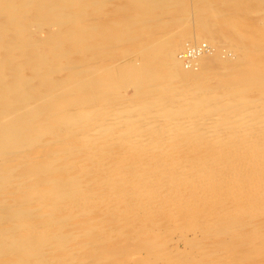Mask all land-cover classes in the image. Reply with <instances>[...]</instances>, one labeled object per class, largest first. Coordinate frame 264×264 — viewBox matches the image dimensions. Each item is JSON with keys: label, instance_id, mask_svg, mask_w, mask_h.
Wrapping results in <instances>:
<instances>
[{"label": "rangeland", "instance_id": "obj_1", "mask_svg": "<svg viewBox=\"0 0 264 264\" xmlns=\"http://www.w3.org/2000/svg\"><path fill=\"white\" fill-rule=\"evenodd\" d=\"M165 1H166V3H165L166 7L165 8L162 7L163 9L162 8L154 9L152 14L145 16L144 21H147V22H141L137 25H132V28H131V31L133 30L132 32L127 31V33H126L124 31L125 34L120 33V35H114L115 37L112 39L101 40V41H103L101 43V46H103V47L92 48L90 50H85L84 52L82 51V52L74 53L71 56V58L73 60L76 59L75 60L76 62L81 63V65H83L80 68L81 73L78 77V81H77L78 83L76 85L73 84L72 88L69 90L68 93H67V91L59 92L50 101H46V102L42 103V106L45 109H43V108H42V110L40 109L43 112L38 113V115L35 116V117H38V118H35V120H37V121L41 120L40 122L38 121L40 123V126L33 125L31 127V128H33V131L35 130V132H37V134H34V136L37 138L33 142L32 145H23L24 147L22 149H20V150L14 149L13 151H15V152L10 151L12 153L7 152V154L5 156H1V159H0V213H1L0 214L1 215L0 216V243H2L3 241L6 240V238H4L5 236H3V235L1 236L2 231L5 230L6 228H13V233H14L13 237H16L15 240L17 242V245H16V242L14 240L13 241H12V239L7 240L8 247L6 246L7 248L6 247L0 248V256L2 255L0 257V264H12V263H14V264H16V263L17 264L18 263L36 264L37 262H38L37 264H44V263L51 264L50 262H52V260H53L52 264H63V263L64 264H81V263L82 264H133V263L134 264H144L143 261H145V260H146L145 264H153L152 263L153 260H154L155 264L156 263L157 264H179V262H180V264H181V262H185L182 264H264V238H263L264 237V215H263L264 214V205H263L264 204V185L261 184V183H264L263 182L264 180L261 181L262 179H264L262 177V176H264V173H263L264 172V159H263L264 158V150L258 152L259 154L258 153L255 154L256 151H250V150L246 151V146H244L245 143H243V144L241 143V145L243 147L240 144L238 145V143H237V145H236L237 148H236V146L235 147L232 146V147H228V149H225L223 146H222L223 148L220 147L221 145H225L224 142H215L209 138H206L205 136H199V135L197 136V134H195L194 136H189V135L187 136V134L184 133V130L185 129L187 130V128H185L184 125L182 126L181 120L186 119V118L189 119L190 117H192V118H190L191 120L192 119L198 120V119L203 118V117L205 118V114L207 115L208 113H210L209 115L213 114L214 116H212V117L217 119L222 113L221 114L218 113L215 115V112H213L211 108H202L203 111H200L201 117L196 118V116H193V115H196L197 113L194 114V113L188 111V110H190L188 107H190V105H192V103L190 100H188V98H187L188 96H183V92H181L182 86H180L176 82H170L171 79H170V81L168 80L169 82L168 81L165 82V83H167V85L163 84L164 87L163 86H157V85H159V83L166 81L168 78L164 79V80L163 79L162 80L154 79L153 82L150 81L149 83L144 84L143 87L134 85V84H136L137 79L139 77L141 78V76H137V75H139V73H141L140 75H142L143 77L144 76L149 77L152 74H160L161 73V71L163 69V66H162L163 50L165 48H167L169 45H171L174 41L180 42L181 40H183L182 42H180L178 44L180 47L178 49L179 52L182 51L186 46L194 44V42H191V41H189V39L187 40L186 38L192 34H198V33L200 34V23H199L198 19L205 15V11H206V15L209 14L211 16V23L213 24L212 30L221 36V39L218 38L220 44L219 43H218L219 45L216 44L218 47L216 46V48H215V51L217 52L216 54L218 55V57L217 58L214 57L217 55H214V56L211 55V56H208V58L206 60L215 58L217 60L216 66H221V65H225L227 60L230 58L234 59L236 57L235 59H238V58L240 59V54H241V55H244L246 57L247 66H249L250 68L255 67L259 76L264 78V4H261V3L256 2V1L252 2V3H246L245 4L244 2H246L247 0H165ZM126 2H127V0H103L102 3H104L103 4L104 6H102V8H101V6H98L96 8L94 7V8H91L89 10L90 16H93L92 14H94V16H96L98 18L100 17L99 19H97L95 17V20H92V21H96V22L98 21V23H99V22L105 21L106 19L107 20L108 19L125 20V19L130 18V17H128L129 15L132 17L133 15H135V13L138 14L139 10H136V9H132V8L120 9V10L118 9V7H122V5H124ZM168 6H170V7H168ZM93 10H95V11H93ZM163 14H165V15H163ZM184 14L187 16V18L189 20L186 18V16H184ZM159 15H161V16H159ZM90 16H88V17H90ZM105 16H107V17H105ZM135 16H137V15H135ZM141 17H144V16H141ZM151 18H153V19H151ZM88 19H90V18H88ZM142 25L145 27L142 28L143 27ZM146 25L149 27L147 28ZM141 29L143 30L142 32H141ZM140 33L143 35H141ZM126 34H128L129 36ZM231 41L234 42L235 44L230 43ZM144 42H146V43H144ZM201 42H202V40L198 43H201ZM152 43L155 45V47H153L154 45ZM208 44L209 43H207V46L210 47ZM205 45H206V43L204 42V46ZM236 45H238V46L244 45V48L246 49L247 53L242 54L240 52L234 51ZM149 52H152V53L149 54ZM248 53H250V54H248ZM142 54H143V56H142ZM177 55H178V52H177ZM218 58H219V60H218ZM131 64H133V66L135 68ZM124 65L126 66V68H123V67H125ZM129 65H131V68L129 67ZM202 68H203L202 63H199L197 66L194 67V69H192V71L193 72H201V70H203ZM144 70L146 72H149V75ZM185 70L187 72H192L191 70H187V69H185ZM132 71L133 72L136 71V72H134L135 74H133ZM128 73L131 75V77ZM66 75H67V71H62L61 73H59L60 77H64ZM132 76H133V78H132ZM122 77H123V80L122 79L120 80V78H122ZM129 78H130V81H129ZM131 78H132V80H131ZM81 79H83V81H81ZM133 79H134V82H133ZM109 80H110V82H113V83H110ZM125 80H126V83L124 84ZM106 81H107V83H106ZM115 81H116V83H115ZM120 81L121 82L124 81V82L121 84ZM131 81L133 82L132 87L130 84ZM90 82H91V84H90ZM80 83L82 85L81 88L79 87ZM85 83H86V85H85ZM97 83H98V85H96ZM87 85H89V86H87ZM93 86H95L97 89H98V87L99 88L102 87V88L98 89V91H97V89ZM85 87H87L88 89ZM104 87L106 88V92H105ZM139 87H141V88H139ZM173 87H175V88H173ZM73 88H74V90H73ZM133 88H135V89H133ZM146 88H147V90H146ZM169 88H170V90L168 91ZM107 89L109 90V93H108ZM148 89H150V90L152 89L151 90L152 94L150 93V90H148ZM82 90H84L85 92H83ZM141 91L142 92L144 91V92L140 93ZM79 92H81V93H79ZM173 92H175V93H173ZM99 93H100V95H99ZM116 93H118V96ZM73 94H75V95H73ZM160 94H161V96H160ZM128 95H130L131 97H129ZM148 95H150V96H148ZM56 97H57V100H56ZM78 97H80V98H78ZM100 97H102V98H100ZM163 97H165V98H163ZM74 98H76V99H74ZM117 98H118V100H117ZM126 98H129V100L128 99L126 100ZM184 99H186V100H184ZM53 100L54 101L56 100L57 102L56 101L53 102ZM142 100H144V101H142ZM158 100H162V101H158ZM74 101L77 102L76 106L74 104L75 103ZM165 101H167V102H165ZM69 102H72V103L74 102V103L69 104ZM85 102H86V104H84ZM135 102H137V103H135ZM87 103H89V104H87ZM116 103L117 104L120 103V104L117 105ZM141 103H142V105L148 104V108H146V111L141 112V109L139 108V107H141L140 106ZM165 103H166V105H165ZM45 104H47V105H45ZM57 104L60 105L59 108L57 107L58 106ZM64 104H66V105H64ZM101 105L103 107H101ZM112 105L114 106V108H112L113 107ZM182 105H183L184 109H186V110L183 113H181L180 115L176 114L177 109L179 110L180 108H182ZM82 106H83V108L84 107L85 108L81 109ZM91 106H94V107H91ZM121 106L122 107L126 106V107L122 108ZM137 106H139V107H137ZM168 106H169V108H168ZM176 106H177V108H176ZM72 107H73V110H70V109H72ZM150 107L151 108L153 107V109L151 110ZM165 107H166V109H165ZM172 107H173V109H172ZM87 108H88V110H86ZM134 108H137V109H134ZM170 108L172 110H170ZM174 108H176V109H174ZM61 109H62V111L63 110L66 111L67 109H69L70 112L68 113L69 110H67L66 112H62ZM74 109H76V110H74ZM97 109H99V110L101 109L100 112H102L103 114L99 113ZM102 109H105V110H102ZM132 109L134 111H132ZM54 110H56L55 113H54ZM137 110L139 112H141L138 115L135 114V113H138ZM153 110L155 112H153ZM59 111L62 112L61 113L62 115L59 114L60 113ZM83 111H85L86 113H89V112L91 113L93 111L92 113H96V115L98 117L101 116V118L97 117L98 121H95L96 120L95 119L96 116H95L94 119H92V121H95V122L90 123V124H92L91 125L92 127L90 126V128H89V126L88 127L86 126L87 127L86 128L83 124H80L81 127L80 126L78 127V125H73L72 122H74L77 118L79 119L80 117H82L81 119H79V122H80V120L81 121L85 120L83 114L80 116L81 112H83ZM95 111H97V112H95ZM110 111H113V112H110ZM104 112H105L104 118H106V119L103 118ZM128 112L129 113L132 112V113L129 114ZM49 115L51 117L53 115L54 117L51 118ZM69 115L72 119L69 118ZM121 115L124 116V118H122ZM134 115H137V116L135 117ZM141 115H143V116H141ZM177 115L179 117H177ZM200 115H198V116H200ZM39 116H41V117H39ZM44 116H46L47 118ZM113 117L115 118V120ZM120 117L122 119H120ZM141 117H144L142 119L146 120V121H143L141 119ZM179 118H180V120H178ZM181 118H183V119H181ZM61 119H64V120L62 121ZM100 119H102V120H100ZM109 119H112V120L110 121ZM138 119H139V121H138ZM167 119H169L170 122H172V124H170V126L176 128V129L181 128V130L179 129V131H178L179 136H176V138L174 140H172L170 138V136H168V137L166 136V137H164V139H162L159 137L158 134L151 133L153 131V129H150V128H152L154 124H157V125L160 124L159 126H162L164 124V120H165V122H169V120H167ZM203 119L200 120L201 125L203 123ZM51 120H53V121L51 122ZM70 120L72 122H69ZM119 120H120V122H118ZM236 120H238L237 123L240 122L239 121L240 118L236 117ZM43 121H44V123H43ZM64 121L66 124V125L65 124L64 125L67 127L70 126V128H71V129L70 128L67 129V127H66V129H67L66 132H65V127L62 125L64 123ZM76 121H78V120H76ZM135 121L139 122V124L135 123ZM153 121L155 123H153ZM49 122L51 124H49ZM53 122L56 125H53ZM60 122H61V124H60ZM98 123H100L102 125H99ZM107 123H109V125H107ZM111 123L116 125V127H114L113 124L111 126ZM129 123H131V124H129ZM41 124H43V125H41ZM93 124H94V126H93ZM128 124L130 127H128ZM200 124L196 125L191 131L194 130V132L195 131L197 132V130H195V129L201 127ZM258 124L264 126V122L258 123ZM121 125L124 128H122V127L120 128ZM57 126H58V128H59V126H61V127L58 129ZM185 126H187V124H185ZM104 127H108L107 133L109 132V134L104 132V133H106V135L104 138H102L104 135V133H102ZM110 127H112V128H110ZM113 127L115 129H118V127H119L120 129L117 131V130L113 129ZM137 127L138 128L142 127V128H139V130H138ZM43 128H45V129H43ZM50 128H52V129H50ZM91 128L94 130V134H93V132H90V131H92ZM128 128H129V130H128ZM83 129H84V131L86 130L85 133H87V129H90V131L88 130L89 132L87 133L88 136H86L84 131H82ZM109 129H112L111 131L115 130V133H114V131L113 132L109 131ZM70 130L71 131L73 130L72 133ZM60 131H62V132L60 133ZM35 132H33V133H35ZM68 132H70L69 134H72V136L69 135ZM127 132L128 133L130 132V137H128ZM147 132L150 133L149 134L150 137H152L153 139H156L155 141H163V146L160 148H157L159 151L156 148H153V146H152V145H154L155 142L150 143L149 142L150 140H148V141L144 140V138L146 137L145 135L148 134ZM53 133H55V134H53ZM75 133H76V135H74ZM78 133L79 134L81 133V135H79V137L77 135ZM89 133H90V135H91V133L93 135L89 136ZM95 134L98 136H96ZM110 134H113V137H110V136H112ZM137 134H141L140 137ZM117 135H119V136H117ZM75 136H77L78 138ZM115 136H116V139L114 138ZM131 136L134 139L131 138ZM154 136H155V138H154ZM68 137H70V138L72 137L71 140ZM91 137H93V139ZM186 137L188 138V140ZM203 137H204V139H203ZM97 138H99L98 139L99 141L97 140L99 143H96ZM109 138H112V140H110ZM121 138H123V139H121ZM198 138H200V139H198ZM58 139L59 140L65 139V142H64V140L59 141ZM89 140H91V141L88 142ZM129 140H130V143H129ZM137 140H139V141H137ZM41 141H43V142H41ZM136 141L139 142L141 145H139ZM209 141H211V142H209ZM91 142L96 143V145L92 144ZM121 142H123V143H121ZM168 142H169V144H168ZM72 143H73V146L75 145L74 147L72 146ZM74 143H76V144H74ZM113 143H114V145H113ZM135 143H137V144H135ZM146 143L147 144L149 143L147 147L145 146ZM47 144H48V146H47ZM54 144H56V145H54ZM85 144H86V146H85ZM109 144H111V145H109ZM128 144H130V145L128 146ZM174 144H176V145H174ZM207 144H209V145H207ZM206 145H207V147H206ZM190 146H192V147H190ZM90 147H92V148H90ZM110 147H111V149H110ZM121 147H123V149ZM128 147L130 150L128 149ZM142 147H143V150L145 149L144 151L141 150ZM163 147H164V149H162ZM200 147H203V148L201 149ZM26 148H27V150H26ZM88 148H90L89 149L90 152L88 151ZM149 148H151V149H149ZM221 148H222V150H221ZM231 148H232V150H231ZM234 148H236L238 150H236V149L234 150ZM95 149L98 150L99 152H97V151L95 152ZM101 149H103V150H101ZM160 149H161V151H160ZM198 149L200 152H198ZM21 150H24V151H21ZM72 150H74V151H72ZM92 150H93V153L91 152ZM186 150H188V151H186ZM17 151H19V153ZM35 151H37V154L35 153ZM38 151H39V153H38ZM104 151H105V154L103 153ZM108 151L110 152V154ZM139 151H142V152H139ZM150 151L152 152V154ZM213 151H214V153H213ZM223 151H224V155H223ZM31 152L34 154H31ZM79 152H82V153L80 154ZM88 152H89V154H88ZM129 152H130V155H129ZM136 152H138V153H136ZM165 152H166V156H164ZM244 152H245V154H244ZM114 153H116V154L114 155ZM143 153H144V155H143ZM178 153H180L181 155H179ZM239 153H241V154H239ZM247 153L249 156L247 155ZM253 153L255 154L254 156H253ZM29 154H31V155L29 156ZM58 154H60V155H58ZM79 154H80V156L78 157L77 155H79ZM126 154L129 156H127ZM131 154H132V156H131ZM188 154H189V156H188ZM48 155H49V157H48ZM72 155H74L75 157ZM91 155H94V156H91ZM95 155H97V156H95ZM145 155H147V156H145ZM152 155H154L153 156L154 159L151 157ZM160 155H161V158H160ZM38 156H39V158L36 159V157H38ZM82 156H84V157H82ZM110 156H112V158ZM124 156H126V157H124ZM207 156H208V158H207ZM217 156L219 157V159L221 157V159H220L222 162L221 165L223 166L221 169L225 170L227 168L226 171L223 172L224 174L218 172L219 171L218 169H220V168L216 169L215 166L214 167L208 166L205 162V159H210L212 157H217ZM66 157H68V158L65 159ZM91 157L92 158L94 157V160H92ZM107 157H109L110 159ZM196 157H198V158H196ZM243 157L246 160L243 159ZM248 157H249V159H248ZM18 158H20V159H18ZM22 158H24V159H22ZM61 158H63V159H61ZM135 158H136V160H135ZM155 158H156V160H155ZM168 158H169V160H168ZM170 158H172L173 160L171 161ZM185 158H187L189 161ZM239 158H240V160H239ZM13 159H15L16 161L15 160L13 161ZM79 159H81V160H79ZM87 159H89V161ZM179 159H180V161H179ZM229 159L230 160L232 159V160L230 161ZM46 160H48V161H46ZM53 160H56V161L54 162ZM58 160L61 162L59 163ZM65 160L69 161V162H64ZM70 160H72V161L70 162ZM127 160H129V161H127ZM158 160H160V162ZM184 160H186V161H184ZM251 160L253 161V163ZM161 161H163V162L161 163ZM83 162H85V164ZM176 162H177L178 166H177ZM201 162H203V164L198 165ZM242 162H243V164H242ZM29 163H30V165H29ZM53 163H55V164H53ZM100 163H103V165H101ZM119 163L123 166H120ZM163 163H164V165H163ZM169 163H170V165H169ZM173 163H175L174 168L178 167L179 169L178 168L174 169L173 165H171ZM179 163H180V165H179ZM188 163L189 164L191 163V164L188 165ZM228 163H229V165H228ZM233 163H234V165H233ZM68 164L69 165L72 164L75 167L73 166L74 167L73 168L72 165L69 166ZM76 164H77V166H76ZM99 164H100V166H98ZM140 164H142V165H140ZM160 164H161V166H160ZM184 164L188 165V167L189 166L192 167L193 173L189 171V173L184 175V173L181 171L184 168V167H182ZM17 165H20L19 166L20 169H17V167H18ZM91 165L93 166L92 170L90 169ZM224 165H225V167H224ZM251 165H252V167H251ZM61 166H62V168H61ZM118 166H120V167H118ZM166 166H168V168ZM2 167H3V169H2ZM128 167H129V169H128ZM141 167H142V169H141ZM245 167H246V169H245ZM248 167H250V168H248ZM82 168L84 170L81 171ZM96 168H98V169L96 170ZM195 168H197V170H195ZM206 168H208V169L206 170ZM257 168H258V170H257ZM60 169L62 171H60ZM70 169L71 170L73 169L72 170L73 172H71ZM93 169H95V170L93 171ZM104 169H107V170H104ZM160 169L163 171H161ZM165 169H167L166 173H165ZM213 169H215V170H213ZM250 169H252V170H250ZM1 170H3V171H1ZM74 170H76V171H74ZM78 170H79V172H77ZM85 170H87V172ZM90 170H91V172H90ZM98 170H99L100 176L98 175L99 174ZM119 170H122V171L119 172ZM126 170H128V171L126 172ZM228 170H229V173H228ZM237 170H239V171H237ZM247 170H249V171L247 172ZM253 170L255 172H253ZM12 171L14 173H12ZM25 171H27V172H25ZM67 171H68V174H67ZM240 171H241V173H240ZM258 171L260 172V174L262 173L261 176H260V174H258L259 173ZM28 172H29V174H28ZM53 172H55V173H53ZM80 172L81 173L83 172L82 173L83 175L81 174V176H80L79 175ZM84 172H86V174ZM95 172H97L98 174ZM141 172H142V174H141ZM144 172H146V176H148V177L145 176ZM234 172H235V174H234ZM251 172H252V174H251ZM21 173H22V175H21ZM30 173L33 176H31ZM44 173H46V174H44ZM94 173L97 174L98 177ZM136 173H137V175H136ZM147 173H149V174H147ZM177 173L178 174L181 173V174L178 176ZM190 173H192L191 175H193V176H191ZM248 173H250V174L248 175ZM84 174H85L86 178L84 177ZM91 174H94V176ZM104 174L108 177H106ZM111 174H112V176H109ZM154 174L156 175V177H154L155 176ZM201 174H202V176H201ZM225 174H226V176H225ZM227 174H229V175H227ZM232 174H233V176H232ZM255 174L259 178L258 183L260 182L259 183L260 186H256V187H254L252 185L250 186L251 182H249L252 180L251 179L252 177H253V179L255 178L254 180H256ZM76 175L80 176V177L79 176L77 177L79 180H77V178L75 177ZM166 175H168V176H166ZM214 175L219 176V179L217 180L218 177L216 176L217 177L216 178V177H214ZM241 175H242V177L240 178ZM246 175H248V176L246 177ZM72 176H74V178ZM87 176H89V177H87ZM139 176H140V178H139ZM171 176H172V178L170 179ZM175 176H176V178L174 179ZM188 176H189V178H188ZM237 176H238V179H237ZM71 177H72V180H71ZM96 177H97V180H95ZM99 177H101V179H99ZM210 177L212 180L210 179ZM248 177H250V178H248ZM54 178L57 179V181L54 180ZM83 178H84V180H83ZM107 178H108V180H107ZM193 178H195V179H193ZM228 178L231 180H229ZM232 178H234V179H232ZM98 179H99V181L100 180H103V181H101L99 183ZM126 179H128L127 182H125ZM132 179H134L135 181ZM189 179H191V180L189 181ZM201 179H202V182H200ZM206 179H209L208 182H206L207 181ZM215 179L217 180L219 187H217L218 184H217V182H215L216 181ZM224 179H226V180H224ZM76 180L77 181L82 180L80 182L81 185L80 184L77 185L78 182H74L75 185H77L78 187L73 188L72 186L74 185V183L72 181H76ZM166 180L170 181V182L168 183ZM183 180H184V182H183ZM195 180H196V182H195ZM223 180L225 182H223ZM107 181H109V182H107ZM121 181H124V182L122 183ZM160 181H161V184H160ZM162 181L164 183H162ZM173 181H174V183H173ZM43 182L44 183L47 182L48 185L44 184ZM90 182H91V185L90 184L88 185V183H90ZM120 182H121V184H119ZM133 182L134 183L136 182L135 184L136 185L138 184V185L137 186L135 184L132 185ZM143 182L145 183V185ZM148 182H149V184H147ZM226 182H227V184H226ZM230 182L232 184H230ZM241 182H242V184H241ZM248 182H249V185H248ZM22 183H24V185H21ZM26 183H29V184L26 185ZM63 183H67V185L65 184L63 186ZM70 183L72 184V186ZM154 183H155V185H154ZM194 183H195V185H194ZM203 183H204V188H203ZM207 183L210 185H208ZM243 183H244V185H243ZM17 184H19V185H17ZM68 184H70V185H68ZM94 184H95V186H94ZM101 184H104V187H102ZM107 184L109 185V187L106 186ZM110 184H112L114 186H110ZM117 184L120 185L119 189H118ZM123 184H124V186H123ZM169 184H170V186H169ZM213 184H214V186H212ZM29 185H31V186L29 187ZM86 185L88 187H86ZM100 185H101V187H99ZM126 185H128V186H126ZM181 185H182V187H181ZM207 185H208V187H207ZM215 185H216V187H215ZM116 186H117V188H116ZM144 186H145V188L147 186L146 191L144 189ZM195 186H197V187L194 189ZM227 186H229L230 189ZM244 186L246 189H244ZM249 186H250V188H249ZM261 186L263 187V189ZM19 187H22V188L19 189ZM94 187H96V188H94ZM121 187H123L125 189L123 190V188L121 189ZM175 187L178 190H176ZM252 187H253V189H252ZM6 188H8V189H6ZM78 188L81 191L84 189L85 192L82 191L83 193H80ZM101 188H102V190H101ZM113 188L117 193L115 191L113 192ZM131 188L133 190L135 189L134 192ZM192 188H193V190H192ZM208 188H209V190H208ZM213 188H215V189H213ZM255 188H259V189H257L258 194H257V190ZM68 189H70V193H69ZM129 189H131V190L129 191ZM155 189H157V191H155ZM179 189H180V191H179ZM218 189H220V190H218ZM222 189H223V191H221ZM32 190H34V192ZM43 190L45 192H43ZM46 190H47V192H46ZM71 190L72 191L74 190V191L72 192ZM76 190H77V192H75ZM126 190H128V192H126ZM202 190H203V192H202ZM232 190L235 193H233ZM16 191H18V192L16 193ZM59 191L60 192L62 191L64 194L63 193L59 194L60 193ZM64 191H68V193L64 192ZM95 191L96 192L99 191V192L96 193ZM122 191H123V193L121 194ZM143 191H145L147 193L143 194L144 193ZM160 191H161V193H160ZM218 191L220 192L221 195L219 194ZM249 191L251 192L252 195L249 194L250 193ZM87 192H92V193L87 194ZM129 192H130V195H128ZM228 192H229V194H228ZM5 193H7V194H5ZM8 193H9V195H8ZM40 193H42V194H40ZM56 193H58V194H56ZM108 193L110 194L109 196H108ZM167 193H169V194H167ZM197 193L198 194L200 193V195H197ZM216 193L219 194L220 196L216 195ZM71 194H73V197H71L72 196ZM131 194H133L132 195L133 198L131 197ZM137 194H139V196ZM140 194H141V196H140ZM149 194H152V195H149ZM245 194L249 197H247ZM63 195L65 196V198H63L64 197ZM88 195H90V197ZM93 195H95V196L93 197ZM207 195L208 196L210 195V196L208 197ZM257 195H259V196L257 197ZM51 196H53V197H51ZM66 196L68 198H66ZM75 196H77L78 199L75 198ZM100 196H102V199ZM120 196H122V198H120ZM142 196H144V197H142ZM172 196L173 197L175 196V197L173 198ZM187 196H189V197H187ZM59 197L63 198V199H60L61 203H60V201H58ZM70 197L72 199H70ZM81 197H82V199H81ZM210 197H212V198H210ZM11 198H12V200H11ZM39 198H42V199H39ZM142 198L144 201L142 200ZM204 198H205V201H203ZM214 198H218V199L216 200ZM227 198H228V202H225V200L227 201ZM232 198L234 199L235 204L233 203L234 201ZM252 198H254V199H252ZM5 199L10 201V202L6 201L7 204H5L6 203ZM54 199H56V200H54ZM67 199H69V200H67ZM84 199H85V201H84ZM177 199L178 200L181 199V200L178 201ZM194 199H195V201H194ZM200 199H202V200H200ZM238 199H239V201H240V199H242V200L239 202V201H237ZM35 200H37L39 202H37ZM62 200H64V201H62ZM70 200H72V201H70ZM74 200L76 203L73 202ZM187 200H188V202H187ZM208 200H209V202H208ZM50 201H53V203H51ZM65 201H67L66 204H65ZM218 201H220L221 203ZM15 202H16V204H14ZM54 202H56L58 205ZM142 202H143V204H142ZM147 202H149L151 209L149 208V204ZM73 203H75V204L73 205ZM135 203H137V204H135ZM193 203L195 206L193 205ZM201 203H202V205H201ZM11 204H12V207H11ZM13 204H14V206H13ZM59 204H60V206H59ZM138 204H140V205H138ZM146 204H148V205H146ZM186 204L187 205L189 204V205L187 206ZM198 204H200V205H198ZM252 204H254V205H252ZM64 205H65V207H64ZM66 205H68V206H66ZM80 205H82L84 208H82V206H80ZM84 205H89V206L85 207ZM178 205H179V207H178ZM192 205H193V209H192ZM228 205L229 206L232 205V206L229 207ZM45 206H47V207H45ZM49 206H50V208H48ZM135 206H136V208H135ZM138 206H139V208H138ZM238 206L239 207L243 206V207L239 208ZM244 206H246V207L244 208ZM259 206L261 207V209L259 208ZM235 207H237V208L235 209ZM54 208L56 209V211ZM81 208H82V210H81ZM89 208H91V209H89ZM203 208H205V209H203ZM223 208H225L226 210ZM62 209H63V211H62ZM237 209H238V211H237ZM262 209H263V211H262ZM26 210H28V211H26ZM197 210H199V211L196 213ZM239 210L242 211V213ZM243 210L245 212H243ZM257 210H259V212L262 214L257 212ZM11 211L24 212L25 214L22 215L23 218L17 217L20 219L15 221L14 217L11 214ZM85 211H87V212L84 213ZM88 211H90V212H88ZM235 211H237V212H235ZM67 212H69V213H67ZM209 212H211L212 214L214 213L213 216L214 215H216V216L213 217L212 214ZM228 212H230V213H228ZM233 212H235V213H233ZM236 213H237V215H236ZM243 213H244V215H243ZM50 214H51V216H50ZM85 214H88V215H85ZM230 214L232 216H229ZM238 214H239V216H238ZM226 215H228V216L225 217ZM70 216H72V217H70ZM208 216H210L211 218L210 217L208 218ZM220 216H222V217H220ZM246 216H248V217H246ZM102 217H104V218H102ZM255 217L257 218L256 220H255ZM9 218H11V219H9ZM212 218H214V220ZM3 219H6V222H4L5 220L3 221ZM29 219H31V220H29ZM217 219H219V220H217ZM223 219H225V220H223ZM229 219L231 221H229ZM236 219H238V220L236 221ZM8 220H9V223H7ZM13 220H14V222H13ZM59 220H60V222H59ZM126 220H128V221H126ZM51 221H53V223ZM54 221H57V222H54ZM123 221H125V223ZM235 221L239 225L235 224ZM238 221L239 222L243 221V222H240L241 223L240 224V223H238ZM246 221H248V222H246ZM196 222H198V223H196ZM220 222H222V224ZM4 223H6V224H4ZM58 223H60V224H58ZM87 224H89V225H87ZM199 224L200 225L203 224V225H201L202 227L201 226L199 227ZM4 225H5V229H4ZM208 225L210 226L209 228H206V227L204 228V226L208 227ZM137 226L139 227V229H137L138 228ZM236 226H239V227H236ZM156 227H158L157 231H156ZM254 227H256V228H254ZM102 228H103V230H102ZM142 228H143V230H142ZM222 228H223V230H222ZM251 228H253L254 231ZM14 229H15V231L17 230L16 231L17 233L14 232ZM61 229H62V232L60 231ZM152 229L155 230L156 232L152 231ZM227 229H229V230H227ZM234 229H236V231ZM238 229L239 230L243 229V230H240L237 232ZM256 229H258V231ZM260 229H262V230H260ZM18 230H20V231L18 232ZM140 230H141V232H140ZM210 230H212V231L210 232ZM231 230H234V231L232 232ZM203 231H204V233H202ZM91 232H93V233L95 232V233L91 234ZM101 232H103V233H101ZM225 232L227 233V235H230V236L227 237V235H225L226 234ZM246 232H248V233L245 234ZM260 232H262V233H260ZM152 233H155L157 235H153ZM198 233H199V235H197ZM214 233H215V235H214ZM233 233L234 234L236 233V234L234 235ZM241 233L242 234L244 233V234L241 235ZM256 233H257V236L255 235ZM58 234L59 235L61 234V235L59 236ZM138 234H140V235L138 236ZM219 234H221V236ZM248 234H249V236H248ZM253 235L256 236L257 240L255 239V237H253ZM8 236H10V235H8ZM75 236H77V237H75ZM202 236H204V237H202ZM225 236L227 238H224ZM246 236L249 238H247ZM261 236H262V238H261ZM231 237H233V238L231 239ZM257 237H259V238H257ZM18 238H20V239L18 240ZM21 238H23V239H21ZM75 238L77 240H74ZM114 238H115V240H114ZM158 238H159V240L157 242H155L156 239H158ZM207 238H209V239H207ZM211 238H212V240H210ZM71 239H73V240H71ZM228 240H229V242H228ZM236 240H238V241H236ZM11 241L13 242L14 245L12 244V246L9 247V245H11ZM150 242L151 243L153 242V243L151 244ZM243 242L247 243V244H244ZM252 242H254V243H252ZM149 244L153 245V246L151 247ZM200 244H201V246L202 245L203 246L201 247ZM60 245H62V248L59 247ZM233 245L235 248L233 247ZM13 246L15 247L14 250H13V248H14ZM16 247H17V249H16ZM82 247H83V250H82ZM150 247H151V249H150ZM37 248H39V249H37ZM236 248H238V249H236ZM24 249H25L26 253L24 252ZM54 249H55V251H54ZM36 250H38V251H36ZM72 250H74V251H72ZM81 250L83 252H79ZM150 250L153 253H156L157 256L155 254H153ZM255 250H257V251H255ZM8 252H10V253H8ZM22 252H23V254H22ZM32 252L33 253L35 252V253L32 254ZM147 252H149V253H147ZM241 252H243V254ZM43 253H46V255L45 254L43 255ZM245 253H247L246 256H245ZM147 254H149L150 256L149 255L147 256ZM35 256L36 257L38 256V257L36 258ZM151 256L152 257L154 256V257L152 258ZM41 257L43 260L40 259ZM46 257H48V258L50 257V258L45 261ZM64 258H66V259L64 260ZM147 258H149V259H147ZM154 258L157 260V262ZM18 259H20V260H18ZM133 260H135V261H133ZM87 261H89V262H87ZM186 261H188V262L186 263ZM149 262H151V263H149Z\"/></svg>", "mask_w": 264, "mask_h": 264}, {"label": "bare ground", "instance_id": "obj_2", "mask_svg": "<svg viewBox=\"0 0 264 264\" xmlns=\"http://www.w3.org/2000/svg\"><path fill=\"white\" fill-rule=\"evenodd\" d=\"M259 2V3H261V4H264V0H247L246 2H244L245 4L246 3H252V2ZM103 2V0H0V159H1V156H5L6 154H7V152H9V153H12V152H10V151H13L14 149L15 150H17V149H22L24 146L23 145H32L33 144V142L36 140V138L37 137H35L34 136V134H37V132H35V130L33 131V128H31L33 125H38V126H40V121L38 122L37 120H35V118H38V117H35L36 115H38V113H41V112H43V111H41L42 110V108H43V106H42V103H44V102H46V101H50L51 99H53L56 95H57V93H59V92H65V91H67V93L69 92V90L72 88V85L74 84V85H76L78 82V77H79V75H80V73H81V71H80V68H81V66H83V65H81V63H78V62H76L75 60H73L72 58H71V56L74 54V53H77V52H84L85 50H90V49H92V48H97V47H103V46H101V43L103 42V41H101V40H106V39H112V38H114L115 36L114 35H120V33L121 34H125L124 33V31L127 33V31H131V28H132V25H137V24H139V23H141V22H147V21H144V18H145V16L146 15H150V14H152L153 13V11H154V9H156V8H162V7H166L165 6V3H166V1L165 0H127V2L124 4V5H122V7H118V9L120 10V9H130V8H132V9H136V10H139V12H138V14L137 13H135V15H137V16H135V15H133L132 17L129 15L128 17H130V18H128V19H125V20H117V19H106L105 21H102V22H99L98 23V21L96 22V21H92V20H95V17L96 16H94V14H92L93 16H90V14H89V10L91 9V8H96V7H98V6H101V8H102V6H104L103 4L104 3H102ZM168 7H170V6H168ZM192 8V7H191ZM163 9V8H162ZM93 11H95V10H93ZM92 11V12H93ZM192 12V11H191ZM134 14V13H133ZM166 14V13H165ZM165 14H163V15H165ZM120 15V14H119ZM124 15V14H123ZM88 16H90V17H88ZM141 16H144V17H141ZM159 16H161V15H159ZM184 16H186L185 14H184ZM105 17H107V16H105ZM88 18H90V19H88ZM97 19H99L98 17H96ZM147 18V17H146ZM186 18H187V16H186ZM190 18V17H189ZM151 19H153V18H151ZM188 19V18H187ZM155 20V19H154ZM153 20V21H154ZM159 20V19H158ZM182 20V19H181ZM189 20V19H188ZM91 21V22H90ZM151 21V20H150ZM178 21V20H177ZM198 21H199V23H200V34L198 33V34H192V35H190V36H188L186 39L188 40L189 39V41H191V42H194V44L193 45H188V46H186L182 51H178V49L180 48L179 47V43L180 42H182L183 40H181L180 42H178V41H174L171 45H169L167 48H165L164 50H163V58H162V66H163V69H162V71H161V73L160 74H152L151 76H149V77H143L142 75H140L141 73H139V75H137V76H141V78L139 77L138 79H137V81H136V84H134V85H137V86H142L143 87V85L144 84H147V83H149L150 81H152L153 82V80L154 79H157V80H164V79H167L166 81H164V82H162V83H159V85H157V86H163V84H165V85H167V83H165V82H167L168 80L170 81V79H171V81L170 82H176V83H178L180 86H182L181 87V92H183V96H188L187 98H188V100H190L191 101V103H192V105H190V107H188L190 110H188V111H190V112H192V113H197L196 115H193V116H196V118H200L201 117V115H200V111H203V109L202 108H211L212 109V111L213 112H215V115L216 114H218V113H222L217 119H215V118H213L212 116H214L213 114L212 115H209L210 113H208L207 115L205 114V118L203 119V118H200V119H198V120H191L190 118H192V117H190L189 119H183V118H181V119H183V120H181L182 122H181V124H182V126L184 125V127L185 128H187V130L185 129L184 130V133L185 134H187V136L189 135V136H194L195 134H197V136L199 135V136H205L206 138H209V139H211V140H213V141H215V142H224V144L225 145H219L220 147H224L225 149H228V147H235L236 145H237V143H238V145L240 144L241 145V143L243 144V143H245L244 144V146H246V151L247 150H250V151H256V153L255 154H257L258 152H260V151H262V150H264V126L263 125H259L258 123H263L264 122V78L263 77H261V76H259V74H258V72H257V70H256V68L255 67H249V66H247V64H246V62H247V60H246V57L244 56V55H241L240 54V59L238 58V59H233V58H230V59H228L227 60V62H226V64L225 65H221V66H216V63H217V60L215 59V58H212V59H209V60H206L207 58H208V56H211V55H217L216 53V51H215V48H216V46L217 45H219L220 43H219V40H218V38H220L221 39V36L218 34V33H215L213 30H212V27H213V24L211 23V16L209 15V14H207L206 15V11H205V15L204 16H202V17H200L199 19H198ZM87 22V23H86ZM167 22V21H166ZM165 24V23H164ZM143 26V25H142ZM147 26V25H146ZM145 26H143L142 28H144ZM149 26H147V28H148ZM139 28V27H138ZM133 31V30H132ZM131 31V32H132ZM135 31V30H134ZM143 30L141 29V32H142ZM129 33V32H128ZM144 33V32H143ZM229 33V32H228ZM141 34V33H140ZM126 35H128V34H126ZM141 35H143V34H141ZM129 36V35H128ZM128 38V37H127ZM240 39V38H239ZM121 40V39H120ZM202 40V42L201 43H198V42H200ZM190 42V43H191ZM204 42L206 43V45H205V47H203L204 46ZM222 42V41H221ZM144 43H146V42H144ZM154 43V42H153ZM152 43V44H153ZM187 43V42H186ZM207 43H209L208 45L210 46V47H208L207 46ZM219 43V44H218ZM230 43H232V44H235L234 42H230ZM217 44V45H216ZM154 45V44H153ZM157 45V44H156ZM159 45V44H158ZM110 46V45H109ZM151 46V45H150ZM153 47H155V45L153 46ZM152 47V48H153ZM191 47H194V48H198L199 49V55H196L194 58H192V60L190 59V64H191V62H192V64H191V66L190 67H187L185 64H184V62H183V60L182 59H180L179 58V55L181 54V53H183V52H185L188 48H191ZM218 47V46H217ZM220 47V46H219ZM251 48V47H250ZM214 50V51H213ZM218 50V49H217ZM152 51V50H151ZM234 51H236V52H240V53H242V54H245V53H247V51H246V49L244 48V45H241V46H238V45H236V47H235V50ZM177 52H178V55H177ZM152 52H149V54H151ZM251 53V52H250ZM250 53H248V54H250ZM141 54V53H140ZM230 54V53H229ZM141 56V55H140ZM142 56H143V54H142ZM154 57V56H153ZM214 57H218V55L217 56H214ZM220 57V56H219ZM124 58V57H123ZM122 58V59H123ZM221 59V58H220ZM223 59V58H222ZM79 60V59H78ZM218 60H219V58H218ZM224 61V60H223ZM222 61V62H223ZM258 61V60H257ZM85 62V61H84ZM97 62V61H96ZM95 62V63H96ZM99 63V62H98ZM138 63V62H137ZM199 63H202V69L203 70H201V72H193L192 71V69H194V67L195 66H197ZM90 64V63H89ZM92 64V63H91ZM134 64V63H133ZM133 64H131L132 66H133ZM131 65H129V67L131 68ZM214 65V66H213ZM125 66V65H124ZM134 67V66H133ZM123 68H126V66L125 67H123ZM135 68V67H134ZM143 68V67H142ZM141 68V69H142ZM250 68V69H249ZM122 69V68H121ZM185 69H187V70H191L192 72H187ZM82 70V69H81ZM62 71H67V75L66 76H64V77H60L59 76V73H61ZM145 71V70H144ZM143 71V72H144ZM133 72V71H132ZM131 72V73H132ZM134 72H136V71H134ZM133 72V74H135ZM146 72V71H145ZM214 72V73H213ZM148 75H149V72H146ZM129 74V73H128ZM125 75V74H124ZM130 75V74H129ZM147 75V76H148ZM121 77V76H120ZM130 77H131V75H130ZM132 78H133V76H132ZM132 78H131V80H132ZM107 79V78H106ZM123 80V77L122 78H120V80ZM126 79V78H125ZM135 79V78H134ZM134 79H133V82H134ZM127 80V79H126ZM126 80H125V82H124V84L126 83ZM81 81H83V79H81ZM92 81V80H91ZM119 81V80H118ZM129 81H130V78H129ZM128 81V82H129ZM168 81V82H169ZM94 82V81H93ZM109 82H110V80H109ZM121 82V81H120ZM119 82V83H120ZM123 82H121V84L123 83ZM132 81H131V87H132V83H133ZM95 83V82H94ZM103 83V82H102ZM106 83H107V81H106ZM110 83H113V82H110ZM115 83H116V81H115ZM90 84H91V82H90ZM118 84V83H117ZM151 84V83H150ZM169 84V83H168ZM85 85H86V83H85ZM84 85V86H85ZM96 85H98V83L96 84ZM129 85V84H128ZM81 83L79 84V87L81 88ZM87 86H89V85H87ZM102 86V85H101ZM109 86V85H108ZM117 86V85H116ZM126 86V85H125ZM124 86V87H125ZM136 86V87H137ZM156 86V87H157ZM78 87V86H77ZM93 87H95V86H93ZM98 87V86H97ZM114 87V86H113ZM128 87V86H127ZM145 87V86H144ZM164 87V86H163ZM167 87V86H166ZM85 88H87V87H85ZM96 88V87H95ZM102 88V87H101ZM101 88H99L98 87V89H101ZM105 88V87H104ZM109 88V87H108ZM112 88V87H111ZM118 88V87H117ZM121 88V87H120ZM139 88H141V87H139ZM173 88H175V87H173ZM79 89V88H78ZM88 89V88H87ZM97 89V88H96ZM98 89H97V91H98ZM113 89V88H112ZM111 89V90H112ZM123 89V88H122ZM133 89H135V88H133ZM156 89V88H155ZM73 90H74V88H73ZM94 90V89H93ZM110 90V91H111ZM114 90V89H113ZM146 90H147V88H146ZM148 90H150V89H148ZM152 90V89H151ZM150 90V93L152 94V91ZM157 90V89H156ZM170 90V88L168 89V91ZM83 92H85L84 90H82ZM102 91V90H101ZM107 91H108V93H109V90L107 89ZM117 91V90H116ZM145 91V90H144ZM143 91V92H144ZM158 91V90H157ZM91 92V91H90ZM94 92V91H93ZM105 92H106V88H105ZM142 91L140 92V93H143ZM79 93H81V92H79ZM98 93V92H97ZM104 93V92H103ZM107 93V94H108ZM114 93V92H113ZM139 93V92H138ZM173 93H175V92H173ZM172 93V94H173ZM92 94V93H91ZM105 94V93H104ZM117 94V96H118V93H116ZM123 94V93H122ZM130 94V93H129ZM137 94V93H136ZM73 95H75V94H73ZM84 95V94H83ZM99 95H100V93H99ZM109 95V94H108ZM107 95V96H108ZM112 95V94H111ZM115 95V94H114ZM86 96V95H85ZM113 96V95H112ZM129 97H131L130 95H128ZM148 96H150V95H148ZM160 96H161V94H160ZM159 96V97H160ZM182 96V97H183ZM93 97V96H92ZM78 98H80V97H78ZM94 98V97H93ZM100 98H102V97H100ZM146 98V97H145ZM148 98V97H147ZM163 98H165V97H163ZM74 99H76V98H74ZM82 99V98H81ZM129 100V98H126V100ZM56 100H57V97H56ZM55 100V101H56ZM67 100V99H66ZM73 100V99H72ZM78 100V99H77ZM83 100V99H82ZM88 100V99H87ZM94 100V99H93ZM116 100V99H115ZM117 100H118V98H117ZM116 100V101H117ZM146 100V99H145ZM181 100V99H180ZM179 100V101H180ZM184 100H186V99H184ZM54 100H53V102H55ZM65 101V100H64ZM142 101H144V100H142ZM141 101V102H142ZM158 101H162V100H158ZM57 102V101H56ZM75 102V101H74ZM73 102V103H74ZM87 102V101H86ZM86 102L84 103V104H86ZM111 102V101H110ZM114 102V101H113ZM127 102V101H126ZM165 102H167V101H165ZM176 102V101H175ZM178 102V101H177ZM70 103H72V102H69V104ZM72 103V104H73ZM121 103V102H120ZM120 103H118V104H120ZM125 103V102H124ZM133 103V102H132ZM135 103H137V102H135ZM139 103V102H138ZM143 103V102H142ZM142 103L140 104V106L142 107H139V106H137V107H139L140 109H141V112L142 111H146V108H148V104L147 105H142ZM150 103V102H149ZM174 103V102H173ZM182 103V102H181ZM50 104V103H49ZM75 104V106H76V104H77V102H75L74 103ZM87 104H89V103H87ZM94 104V103H93ZM117 104V103H116ZM117 104V105H118ZM45 105H47V104H45ZM58 105V104H57ZM64 105H66V104H64ZM115 105V104H114ZM165 105H166V103H165ZM185 105V104H184ZM59 106L60 105H58L57 107L59 108ZM113 106V105H112ZM116 106V105H115ZM56 107V108H57ZM91 107H94V106H91ZM99 107V106H98ZM101 107H103L102 105H101ZM122 107V106H121ZM124 108L126 107V106H123ZM122 107V108H123ZM130 107V106H129ZM134 107V106H133ZM157 107V106H156ZM85 108V107H84ZM83 108V106H82V108L81 109H84ZM105 108V107H104ZM112 108H114V106L112 107ZM151 108V107H150ZM163 108V107H162ZM168 108H169V106H168ZM176 108H177V106H176ZM176 108H174V109H176ZM41 109V110H40ZM43 109H45V108H43ZM78 109V108H77ZM96 109V108H95ZM108 109V108H107ZM134 109H137V108H134ZM143 109V110H142ZM153 109V107L151 108V110ZM165 109H166V107H165ZM172 109H173V107H172ZM171 108H170V110H172ZM67 110H69V109H67ZM66 110V111H67ZM70 110H73V107H72V109H70ZM70 110L68 111V113L70 112ZM74 110H76V109H74ZM80 110V109H79ZM86 110H88V108L86 109ZM98 110V112L99 113H101V114H103L102 112H100L101 111V109L99 110V109H97ZM102 110H105V109H102ZM116 110V109H115ZM164 110V109H163ZM162 110V111H163ZM186 109H184V107H183V105H182V108H180L179 110L177 109V111H176V114H178V115H180L181 113H183L184 111H185ZM61 111H62V109H61ZM66 111H62V112H66ZM132 111H134L133 109H132ZM136 111V110H135ZM138 111V110H137ZM149 111V110H148ZM207 111V110H206ZM48 112V111H47ZM56 112V110H54V113ZM60 112V111H59ZM62 112H60L59 114H61ZM85 111H83V112H81V114H80V116L83 114L84 115V118H85V120L84 121H81L80 120V122H79V119H81L82 117H80L79 119L77 118L76 120H78V121H74V122H72L71 120L69 121V122H72V124L73 125H78V127L80 126V124H83L85 127L87 126H89V128H90V126L92 125V124H90L91 122H95V121H98L97 120V115H96V113H84ZM95 112H97V111H95ZM110 112H113V111H110ZM109 112V113H110ZM141 112H139L138 111V113H135V114H140ZM153 112H155L154 110H153ZM173 112V111H172ZM211 112V111H210ZM129 113V112H128ZM127 113V114H128ZM130 113H132V112H130ZM129 113V114H130ZM134 113V112H133ZM146 113V112H145ZM148 113V112H147ZM150 113V112H149ZM187 113V112H186ZM185 113V114H186ZM45 114V113H44ZM64 114V113H63ZM111 114V113H110ZM40 115V114H39ZM55 115V114H54ZM62 115V114H61ZM71 115V114H70ZM70 115H69V118H71L70 117ZM99 115V114H98ZM108 115V114H107ZM115 115V114H114ZM120 115V114H119ZM123 115V114H122ZM121 115V117L122 118H124V116H122ZM137 115H134L135 117L137 116ZM144 115V114H143ZM143 115H141V116H143ZM177 115V117H179ZM184 115V114H183ZM190 115V114H189ZM198 115H200V116H198ZM50 116V115H49ZM58 116V115H57ZM56 116V117H57ZM66 116V115H65ZM96 116V120L95 121H92V119H94V117ZM104 116H105V112H104V115H103V118H104ZM109 116V115H108ZM133 116V115H132ZM131 116V117H132ZM198 116V117H197ZM39 117H41V116H39ZM44 117H46V116H44ZM51 117V116H50ZM52 117H54L53 115H52ZM51 117V118H52ZM67 117V116H66ZM65 117V118H66ZM100 118H101V116H99ZM98 117V118H99ZM115 117V116H114ZM113 117V118H114ZM120 117V119H122ZM130 117V116H129ZM139 117V116H138ZM174 117V116H173ZM236 117H238V118H240V122H238L237 123V121L238 120H236ZM47 118V117H46ZM50 118V119H51ZM83 118V119H84ZM109 118V117H108ZM107 118V119H108ZM142 118H144V117H141V119ZM147 118V117H146ZM176 118V117H175ZM261 118V119H260ZM40 119V118H39ZM55 119V118H54ZM68 119V118H67ZM72 119V118H71ZM104 119H106V118H104ZM140 119V118H139ZM139 119H138V121H139ZM148 119V118H147ZM156 119V118H155ZM203 119V123H202V125L200 124V120H202ZM47 120V119H46ZM62 121L64 120V119H61ZM66 120V119H65ZM100 120H102V119H100ZM110 121L112 120V119H109ZM108 120V121H109ZM114 120H115V118H114ZM134 120V119H133ZM143 120V119H142ZM167 120H169V119H167ZM178 120H180V118L178 119ZM50 121V120H49ZM53 120H51V122H52ZM67 121V120H66ZM106 121V120H105ZM125 121V120H124ZM141 121V120H140ZM143 121H146V120H143ZM57 122V121H56ZM118 122H120V120L118 121ZM122 122V121H121ZM162 122V121H161ZM43 123H44V121H43ZM68 123V122H67ZM106 123V122H105ZM135 123H138L139 124V122H137V121H135ZM153 123H155L154 121H153ZM237 123V124H236ZM49 124H51L50 122H49ZM60 124H61V122H60ZM65 124V121H64V123L62 124L64 127H65V132L67 131V129L68 128H70V126L69 127H67V126H65L64 125ZM90 124V125H89ZM99 125H102V124H100V123H98ZM104 124V123H103ZM112 124L113 123H111V126H112ZM121 124V123H120ZM124 124V123H123ZM129 124H131V123H129ZM129 124H128V127H130L129 126ZM134 124V123H133ZM170 124H172V122H170V120H169V122H165V120H164V124L162 125V126H159V125H157V124H152L153 125V127L152 128H150V129H153V131L151 132V133H156V134H158L159 135V137L160 138H162V139H164V137H168V136H170V138L172 139V140H174L175 138H176V136H179V129L181 130V128H179V129H176V128H174V127H172V126H170ZM185 124H187V126H185ZM198 124H200V126L201 127H199V128H196L195 130H197V132L195 131L194 132V130L193 131H191L196 125H198ZM41 125H43V124H41ZM48 125V124H47ZM53 125H56L54 122H53ZM98 125V126H99ZM107 125H109V123H107ZM114 125V124H113ZM118 125V124H117ZM148 125V124H147ZM146 125V126H147ZM175 125V124H174ZM180 125V124H179ZM45 126V125H44ZM93 126H94V124H93ZM125 126V125H124ZM137 126V125H136ZM140 126V125H139ZM142 126V125H141ZM159 126V127H158ZM263 126V127H262ZM51 127V126H50ZM61 126H59V128H60ZM66 127H67V129H66ZM81 127V126H80ZM83 127V126H82ZM86 127V128H87ZM92 127V126H91ZM109 127V126H108ZM108 127H104V129H103V131H102V133H104V132H106L107 133V131H108ZM114 127H116V125H114ZM113 127V129H115ZM122 127V125L120 126V128ZM126 127V126H125ZM53 128V127H52ZM52 128H50V129H52ZM57 128H58V126H57ZM58 128V129H59ZM84 128V127H83ZM98 128V127H97ZM110 128H112V127H110ZM119 127H118V129H115V130H119L120 129ZM122 128H124V127H122ZM138 128V127H137ZM139 128H142V127H139ZM139 128H138V130H139ZM43 129H45V128H43ZM71 129V128H70ZM149 129V130H150ZM37 130V129H36ZM90 131V129H87V133ZM91 130L92 131H90V132H93V134H94V130L91 128ZM112 129H109V131H111ZM115 130H113L114 131V133H115ZM128 130H129V128H128ZM40 131V130H39ZM52 131V130H51ZM71 131V130H70ZM73 131V130H72ZM72 131H71V133H72ZM77 131V130H76ZM82 131H84V129L82 130ZM100 131V130H99ZM113 131H111V132H113ZM137 131V130H136ZM33 132H35V133H33ZM62 131H60V133H61ZM86 132V130L84 131V133ZM110 132V133H111ZM146 132V131H145ZM70 132H68V134H69ZM87 133H85L86 134V136H88L87 135ZM99 133V132H98ZM106 133H104V135H103V137L102 138H104L105 137V135H106ZM128 133V132H127ZM133 133V132H132ZM148 133V132H147ZM53 134H55V133H53ZM92 133H91V135H90V133H89V136H92L93 135ZM107 134H109V132L107 133ZM149 134L150 133H148V134H146L145 136V138H144V140L145 141H148V140H150L149 142L150 143H153V142H155L154 143V145H152L153 146V148H160V147H162L163 146V141H155L156 139H153L152 137H150L149 136ZM182 134V133H181ZM69 135H71L72 136V134H69ZM74 135H76V133L74 134ZM73 135V136H74ZM78 135V137H79V135H81V133L79 134H77ZM96 135V134H95ZM94 135V136H95ZM110 135H112V136H110V137H113V134H110ZM137 135H139V137H140V135L141 134H137ZM136 135V136H137ZM152 135V134H151ZM155 135V134H154ZM96 136H98V135H96ZM117 136H119V135H117ZM125 136V135H124ZM133 136V135H132ZM131 136V138H133ZM135 136V137H136ZM143 136V135H142ZM75 137H77V136H75ZM74 137V138H75ZM77 137V138H78ZM100 137V136H99ZM128 137H130V132L128 133ZM70 140H71V138L70 137H68ZM92 139H93V137H91ZM101 138V137H100ZM115 139H116V136L114 137ZM119 138V137H118ZM117 138V139H118ZM154 138H155V136H154ZM187 138V137H186ZM194 138V137H193ZM43 139V138H42ZM68 139V140H69ZM99 138H97L96 139V141L98 140ZM110 140H112V138H109ZM121 139H123V138H121ZM128 139V138H127ZM126 139V140H127ZM134 139V138H133ZM192 139V138H191ZM198 139H200V138H198ZM203 139H204V137H203ZM59 140V139H58ZM57 140V141H58ZM62 140H64V142H65V139H62ZM62 140H59V141H62ZM125 140V141H126ZM131 140V139H130ZM130 140H129V143H130ZM159 140V139H158ZM179 140V139H178ZM187 140H188V138H187ZM194 140V139H193ZM197 140V139H196ZM80 141V140H79ZM91 140H89L88 142H90ZM99 141V140H98ZM96 142V143H99V142ZM102 141V140H101ZM100 141V142H101ZM106 141V140H105ZM108 141V140H107ZM115 141V140H114ZM137 141H139V140H137ZM136 141V142H137ZM143 141V140H142ZM176 141V140H175ZM212 141V142H213ZM38 142V141H37ZM41 142H43V141H41ZM40 142V143H41ZM77 142V141H76ZM113 142V141H112ZM144 142V141H143ZM172 142V141H171ZM174 142V141H173ZM209 142H211V141H209ZM69 143V142H68ZM80 143V142H79ZM92 143V142H91ZM96 143H92V144H94V145H96ZM109 143V142H108ZM121 143H123V142H121ZM139 145H141L139 142H137ZM137 143H135V144H137ZM165 143V142H164ZM181 143V142H180ZM191 143V142H190ZM194 143V142H193ZM74 144H76V143H74ZM84 144V143H83ZM112 144V143H111ZM111 144H109V145H111ZM116 144V143H115ZM125 144V143H124ZM133 144V143H132ZM149 144V143H148ZM148 144L146 143V147L148 146ZM168 144H169V142H168ZM198 144V143H197ZM200 144V143H199ZM210 144V143H209ZM209 144H207V145H209ZM214 144V143H213ZM219 144V143H218ZM232 144V145H231ZM54 145H56V144H54ZM93 145V146H94ZM113 145H114V143H113ZM117 145V144H116ZM123 145V144H122ZM130 144H128V146H129ZM138 145V146H139ZM172 145V144H171ZM170 145V146H171ZM174 145H176V144H174ZM207 145H206V147H207ZM215 145V144H214ZM43 146V145H42ZM47 146H48V144H47ZM72 146H73V143H72ZM75 146V145H74ZM73 146V147H74ZM85 146H86V144H85ZM92 146V147H93ZM127 146V145H126ZM196 146V145H195ZM202 146V145H201ZM242 146V145H241ZM35 147V146H34ZM38 147V146H37ZM44 147V146H43ZM92 147H90V148H92ZM118 147V146H117ZM120 147V146H119ZM124 147V146H123ZM123 147H121L122 149H123ZM132 147V146H131ZM135 147V146H134ZM133 147V148H134ZM137 147V146H136ZM172 147V146H171ZM190 147H192V146H190ZM194 147V146H193ZM209 147V146H208ZM222 147V148H223ZM240 147V146H239ZM243 147V146H242ZM36 148V147H35ZM84 148V147H83ZM87 148V147H86ZM90 148H88V151L90 152ZM100 148V147H99ZM114 148V147H113ZM139 148V147H138ZM175 148V147H174ZM201 149L203 148V147H200ZM217 148V147H216ZM222 148H221V150H222ZM236 148H237V146H236ZM236 148H234V150L236 149ZM98 149V148H97ZM104 149V148H103ZM103 149H101V150H103ZM110 149H111V147H110ZM128 149H129V147H128ZM149 149H151V148H149ZM155 149V150H156ZM162 149H164V147L162 148ZM179 149V148H178ZM182 149V148H181ZM197 149V148H196ZM230 149V148H229ZM26 150H27V148H26ZM53 150V149H52ZM76 150V149H75ZM105 150V149H104ZM107 150V149H106ZM121 150V149H120ZM125 150V149H124ZM130 150V149H129ZM136 150V149H135ZM141 150L142 151H144L143 150V147L141 148ZM154 150V149H153ZM158 150V149H157ZM167 150V149H166ZM165 150V151H166ZM176 150V149H175ZM206 150V149H205ZM224 150V149H223ZM231 150H232V148H231ZM230 150V151H231ZM236 150H238V149H236ZM21 151H24V150H21ZM72 151H74V150H72ZM99 152L98 150H96L95 149V152ZM114 151V150H113ZM116 151V150H115ZM118 151V150H117ZM134 151V150H133ZM137 151V150H136ZM142 151H139V152H142ZM148 151V150H147ZM159 151V150H158ZM160 151H161V149H160ZM186 151H188V150H186ZM190 151V150H189ZM194 151V150H193ZM225 151V150H224ZM224 151H223V155H224ZM243 151V150H242ZM245 151V150H244ZM13 152H15V151H13ZM18 153H19V151H17ZM62 152V151H61ZM60 152V153H61ZM69 152V151H68ZM71 152V151H70ZM89 152H88V154H89ZM92 153H93V150L91 151ZM109 152V151H108ZM124 152V151H123ZM132 152V151H131ZM151 152V151H150ZM154 152V151H153ZM174 152V151H173ZM172 152V153H173ZM198 152H200L199 151V149H198ZM197 152V153H198ZM205 152V151H204ZM203 152V153H204ZM220 152V151H219ZM227 152V151H226ZM229 152V151H228ZM239 152V151H238ZM24 153V152H23ZM35 153L37 154V151H35ZM38 153H39V151H38ZM75 153V152H74ZM80 154L82 153V152H79ZM84 153V152H83ZM87 153V152H86ZM85 153V154H86ZM104 154H105V151L103 152ZM128 153V152H127ZM136 153H138V152H136ZM135 153V154H136ZM145 153V152H144ZM144 153H143V155H144ZM158 153V152H157ZM183 153V152H182ZM185 153V152H184ZM194 153V152H193ZM206 153V152H205ZM213 153H214V151H213ZM217 153V152H216ZM250 153V152H249ZM262 153V152H261ZM31 154H34V153H32L31 152ZM31 154H29V156L31 155ZM63 154V153H62ZM69 154V153H68ZM71 154V153H70ZM77 154V153H76ZM80 154L79 155H77L78 157L80 156ZM102 154V153H101ZM108 154V153H107ZM109 154H110V152H109ZM116 153H114V155H115ZM151 154H152V152H151ZM156 154V153H155ZM163 154V153H162ZM179 155H181L180 153H178ZM211 154V153H210ZM221 154V153H220ZM239 154H241V153H239ZM244 154H245V152H244ZM254 153H253V156L255 155ZM259 154V153H258ZM58 155H60V154H58ZM112 155V154H111ZM120 155V154H119ZM118 155V156H119ZM127 155V154H126ZM129 155H130V152H129ZM129 155H127V156H129ZM140 155V154H139ZM142 155V154H141ZM142 155V156H143ZM191 155V154H190ZM198 155V154H197ZM196 155V156H197ZM201 155V154H200ZM204 155V154H203ZM206 155V154H205ZM208 155V154H207ZM229 155V154H228ZM234 155V154H233ZM237 155V154H236ZM247 155H248V153H247ZM251 155V154H250ZM15 156V155H14ZM27 156V155H26ZM54 156V155H53ZM57 156V155H56ZM66 156V155H65ZM72 156H74V155H72ZM85 156V155H84ZM84 156H82V157H84ZM91 156H94V155H91ZM95 156H97V155H95ZM101 156V155H100ZM99 156V157H100ZM108 156V155H107ZM131 156H132V154H131ZM138 156V155H137ZM136 156V157H137ZM145 156H147V155H145ZM153 156L154 155H152L151 157L153 158ZM164 156H166V152H165V155ZM163 156V157H164ZM170 156V155H169ZM168 156V157H169ZM183 156V155H182ZM188 156H189V154H188ZM202 156V155H201ZM210 156V155H209ZM213 156V155H212ZM220 156V155H219ZM245 156V155H244ZM249 156V155H248ZM16 157V156H15ZM48 157H49V155H48ZM58 157V156H57ZM56 157V158H57ZM75 157V156H74ZM81 157V158H82ZM89 157V156H88ZM106 157V156H105ZM111 158H112V156H110ZM124 157H126V156H124ZM186 157V156H185ZM204 157V156H203ZM218 157V156H217ZM217 157H212V158H210V159H205V162H206V164L208 165V166H212V167H216V169L217 168H220V169H218L219 171L218 172H220V173H223V172H225L226 171V169L224 170V169H221L223 166L221 165V157H220V159H219V157L217 158ZM226 157V156H225ZM239 157V156H238ZM242 157V156H241ZM240 157V158H241ZM247 157V156H246ZM30 158V157H29ZM39 158V156L38 157H36V159H38ZM64 158V157H63ZM63 158H61V159H63ZM68 157H66L65 159H67ZM92 158V157H91ZM97 158V157H96ZM101 158V157H100ZM107 158H109V157H107ZM106 158V159H107ZM145 158V157H144ZM159 158V157H158ZM160 158H161V155H160ZM173 158V157H172ZM172 158H170L171 159V161L173 160ZM176 158V157H175ZM190 158V157H189ZM196 158H198V157H196ZM207 158H208V156H207ZM224 158V157H223ZM240 158H239V160H240ZM252 158V157H251ZM259 158V157H258ZM18 159H20V158H18ZM22 159H24V158H22ZM28 159V158H27ZM34 159V158H33ZM86 159V158H85ZM84 159V160H85ZM110 159V158H109ZM114 159V158H113ZM131 159V158H130ZM133 159V158H132ZM154 159V158H153ZM178 159V158H177ZM185 159H187V158H185ZM194 159V158H193ZM201 159V158H200ZM204 159V158H203ZM225 159V158H224ZM242 159V158H241ZM243 159H245L244 157H243ZM248 159H249V157H248ZM253 159V158H252ZM262 159V158H261ZM264 159V158H263ZM15 159H13V161H14ZM79 160H81V159H79ZM78 160V161H79ZM88 161H89V159H87ZM92 160H94V157L92 158ZM103 160V159H102ZM135 160H136V158H135ZM139 160V159H138ZM147 160V159H146ZM155 160H156V158H155ZM168 160H169V158H168ZM188 160V159H187ZM223 160V159H222ZM227 160V159H226ZM230 160V159H229ZM232 160V159H231ZM230 160V161H231ZM238 160V161H239ZM246 160V159H245ZM16 161V160H15ZM29 161V160H28ZM35 161V160H34ZM46 161H48V160H46ZM54 162L56 161V160H53ZM59 161V160H58ZM72 160H70V162H71ZM76 161V160H75ZM108 161V160H107ZM106 161V162H107ZM127 161H129V160H127ZM133 161V160H132ZM149 161V160H148ZM159 162H160V160H158ZM179 161H180V159H179ZM178 161V162H179ZM182 161V160H181ZM184 161H186V160H184ZM189 161V160H188ZM225 161V160H224ZM252 161V160H251ZM260 161V160H259ZM32 162V161H31ZM61 161H59V163H60ZM64 162H69V161H64ZM74 162V161H73ZM92 162V161H91ZM98 162V161H97ZM121 162V161H120ZM124 162V161H123ZM163 161H161V163H162ZM165 162V161H164ZM174 162V161H173ZM226 162V161H225ZM3 163V162H2ZM7 163V162H6ZM79 163V162H78ZM84 164H85V162H83ZM95 163V162H94ZM99 163V162H98ZM105 163V162H104ZM186 163V162H185ZM245 163V162H244ZM248 163V162H247ZM252 163H253V161H252ZM9 164V163H8ZM41 164V163H40ZM47 164V163H46ZM45 164V165H46ZM53 164H55V163H53ZM82 164V163H81ZM83 164V165H84ZM101 165H103V163H100ZM100 164L98 165V166H100ZM120 164V163H119ZM130 164V163H129ZM149 164V163H148ZM152 164V163H151ZM155 164V163H154ZM174 164L175 163H173V164H171V165H173V168H174ZM176 164H177V162H176ZM191 164V163H190ZM189 163H188V165H190ZM193 164V163H192ZM201 164H203V162H201V163H199L198 165H201ZM232 164V163H231ZM240 164V163H239ZM242 164H243V162H242ZM246 164V163H245ZM27 165V164H26ZM29 165H30V163H29ZM38 165V164H37ZM65 165V164H64ZM69 165V164H68ZM72 165V164H71ZM71 165H69V166H71ZM80 165V164H79ZM96 165V164H95ZM111 165V164H110ZM127 165V164H126ZM140 165H142V164H140ZM150 165V164H149ZM153 165V164H152ZM163 165H164V163H163ZM169 165H170V163H169ZM179 165H180V163H179ZM188 165H186V164H184L182 167H184L181 171L184 173V175L185 174H187V173H189V171L190 172H192L193 173V168L192 167H188ZM197 165V164H196ZM206 165V166H207ZM226 165V164H225ZM225 165H224V167H225ZM228 165H229V163H228ZM227 165V166H228ZM233 165H234V163H233ZM254 165V164H253ZM18 167L20 166V165H17ZM24 166V165H23ZM66 166V165H65ZM74 165H72V167H73ZM76 166H77V164H76ZM97 166V167H98ZM120 166H123V165H121L120 164ZM120 166H118V167H120ZM137 166V165H136ZM160 166H161V164H160ZM177 166H178V164H177ZM226 166V167H227ZM238 166V165H237ZM250 166V165H249ZM255 166V165H254ZM17 167V169H20V167L18 168ZM47 167V166H46ZM67 167V166H66ZM75 167V166H74ZM73 167V168H74ZM87 167V166H86ZM91 168V170H92V165L90 166ZM112 167V166H111ZM110 167V168H111ZM116 167V166H115ZM117 167V168H118ZM130 167V166H129ZM129 167H128V169H129ZM151 167V166H150ZM159 167V166H158ZM167 168H168V166H166ZM180 167V166H179ZM197 167V166H196ZM236 167V166H235ZM247 167V166H246ZM246 167H245V169H246ZM251 167H252V165H251ZM51 168V167H50ZM61 168H62V166H61ZM78 168V167H77ZM76 168V169H77ZM100 168V167H99ZM133 168V167H132ZM164 168V167H163ZM178 168V167H177ZM177 168H174V169H177ZM200 168V167H199ZM239 168V167H238ZM237 168V169H238ZM242 168V167H241ZM248 168H250V167H248ZM2 169H3V167H2ZM22 169V168H21ZM52 169V168H51ZM57 169V168H56ZM69 169V168H68ZM98 168H96V170H97ZM125 169V168H124ZM141 169H142V167H141ZM159 169V168H158ZM157 169V170H158ZM162 169V168H161ZM160 169V170H161ZM179 169V168H178ZM201 169V168H200ZM208 168H206V170H207ZM236 169V168H235ZM254 169V168H253ZM6 170V169H5ZM11 170V169H10ZM29 170V169H28ZM64 170V169H63ZM71 170V169H70ZM73 170V169H72ZM71 170V172H73ZM82 170H84L83 168L81 169V171ZM91 170H90V172H91ZM95 169H93V171H94ZM103 170V169H102ZM104 170H107V169H104ZM113 170V169H112ZM115 170V169H114ZM117 170V169H116ZM140 170V169H139ZM147 170V169H146ZM195 170H197V168H195ZM213 170H215V169H213ZM250 170H252V169H250ZM256 170V169H255ZM257 170H258V168H257ZM1 171H3V170H1ZM17 171V170H16ZM20 171V170H19ZM24 171V170H23ZM60 171H62L61 169H60ZM59 171V172H60ZM74 171H76V170H74ZM86 172H87V170H85ZM120 171H122V170H119V172ZM128 170H126V172H127ZM148 171V170H147ZM161 171H163V170H161ZM172 171V170H171ZM174 171V170H173ZM180 171V170H179ZM203 171V170H202ZM210 171V170H209ZM217 171V170H216ZM231 171V170H230ZM237 171H239V170H237ZM243 171V170H242ZM249 170H247V172H248ZM260 171V170H259ZM258 171V172H259ZM25 172H27V171H25ZM77 172H79V170L77 171ZM86 172H84L85 174H86ZM110 172V171H109ZM124 172V171H123ZM134 172V171H133ZM151 172V171H150ZM157 172V171H156ZM159 172V171H158ZM167 172V169H165V173ZM181 172V173H182ZM236 172V171H235ZM235 172H234V174H235ZM253 172H255L254 170H253ZM262 172V171H261ZM12 173H14L13 171H12ZM24 173V172H23ZM38 173V172H37ZM40 173V172H39ZM42 173V172H41ZM51 173V172H50ZM53 173H55V172H53ZM57 173V172H56ZM64 173V172H63ZM76 173V172H75ZM83 173V172H82ZM81 172H80V176H81V174H82ZM95 173H97V172H95ZM94 173V174H95ZM98 173H99V170H98ZM97 173V174H98ZM105 173V172H104ZM111 173V172H110ZM113 173V172H112ZM145 173V176H146V172H144ZM143 173V174H144ZM154 173V172H153ZM176 173V172H175ZM180 173V174H181ZM192 173H190V175L192 174ZM198 173V172H197ZM227 173V172H226ZM228 173H229V170H228ZM240 173H241V171H240ZM246 173V172H245ZM257 173V172H256ZM264 173V172H263ZM18 174V173H17ZM20 174V173H19ZM28 174H29V172H28ZM31 174V173H30ZM44 174H46V173H44ZM67 174H68V171H67ZM85 174H84V177L86 178V176H85ZM94 174H91V175H93L94 176ZM97 174H95L96 176H97ZM127 174V173H126ZM140 174V173H139ZM141 174H142V172H141ZM147 174H149V173H147ZM151 174V173H150ZM157 174V173H156ZM160 174V173H159ZM178 174V173H177ZM180 174H178V176L180 175ZM196 174V173H195ZM206 174V173H205ZM210 174V173H209ZM215 174V173H214ZM224 174V173H223ZM244 174V173H243ZM250 173H248V175H249ZM251 174H252V172H251ZM258 174H260V172L258 173ZM262 174V173H261ZM261 174H260V176H261ZM21 175H22V173H21ZM38 175V174H37ZM52 175V174H51ZM73 175V174H72ZM78 175V176H79ZM83 175V174H82ZM90 175V176H91ZM99 176H100V173L98 174ZM105 175V174H104ZM136 175H137V173H136ZM155 175V174H154ZM163 175V174H162ZM197 175V174H196ZM227 175H229V174H227ZM240 175V174H239ZM238 175V176H239ZM248 175H246V177L248 176ZM14 176V175H13ZM24 176V175H23ZM28 176V175H27ZM31 176H33L32 174H31ZM69 176V175H68ZM77 175L75 176L76 178L78 177ZM79 176V177H80ZM106 176V175H105ZM109 176H112V174L111 175H109ZM122 176V175H121ZM153 176V175H152ZM164 176V175H163ZM166 176H168V175H166ZM182 176V175H181ZM191 176H193V175H191ZM195 176V175H194ZM201 176H202V174H201ZM217 175H214V177H216ZM224 176V175H223ZM225 176H226V174H225ZM224 176V177H225ZM232 176H233V174H232ZM238 176H237V179H238ZM245 176V175H244ZM255 176H256V174H255ZM259 176V177H260ZM19 177V176H18ZM22 177V176H21ZM36 177V176H35ZM38 177V176H37ZM73 178H74V176H72ZM72 177H71V180H72ZM87 177H89V176H87ZM98 177V176H97ZM97 177L95 178V180H97ZM103 177V176H102ZM106 177H108V176H106ZM136 177V176H135ZM142 177V176H141ZM146 177H148V176H146ZM150 177V176H149ZM154 177H156V175L154 176ZM199 177V176H198ZM197 177V178H198ZM218 177V178H217ZM216 178H217V180L219 179V176H217ZM236 177V176H235ZM242 177V175L240 176V178ZM263 178H264V176H262ZM23 178V177H22ZM34 178V177H33ZM32 178V179H33ZM42 178V177H41ZM56 178V177H55ZM54 178V180H56L57 181V179H55ZM70 178V177H69ZM92 178V177H91ZM94 178V177H93ZM111 178V177H110ZM123 178V177H122ZM139 178H140V176H139ZM145 178V177H144ZM172 178V176L170 177V179ZM176 178V176L174 177V179ZM188 178H189V176H188ZM201 178V177H200ZM213 178V177H212ZM231 178V177H230ZM239 178V179H240ZM245 178V177H244ZM248 178H250V177H248ZM2 179V178H1ZM18 179V178H17ZM44 179V178H43ZM50 179V178H49ZM67 179V178H66ZM99 179H101V177H99ZM99 179H98V181H99ZM113 179V178H112ZM124 179V178H123ZM122 179V180H123ZM154 179V178H153ZM152 179V180H153ZM161 179V178H160ZM159 179V180H160ZM178 179V178H177ZM176 179V180H177ZM180 179V178H179ZM182 179V178H181ZM193 179H195V178H193ZM192 179V180H193ZM199 179V178H198ZM197 179V180H198ZM210 179H211V177H210ZM222 179V178H221ZM220 179V180H221ZM229 179V178H228ZM232 179H234V178H232ZM252 180L251 181H249V182H251V184H250V186L252 185V186H254V187H256V186H260L259 185V183H258V177L256 176V180H254L253 179V177L251 178ZM262 179V178H261ZM15 180V179H14ZM13 180V181H14ZM53 180V181H54ZM70 180V179H69ZM77 180H79L78 178H77ZM72 181L73 183L74 182H78L77 183V185L78 184H80V182L82 181ZM83 180H84V178H83ZM107 180H108V178H107ZM121 180V179H120ZM125 180V179H124ZM127 180L128 179H126V181L125 182H127ZM132 180H134V179H132ZM140 180V179H139ZM143 180V179H142ZM147 180V179H146ZM163 180V179H162ZM191 179H189V181H190ZM200 180V179H199ZM207 181L206 182H208V180L209 179H206ZM212 180V179H211ZM214 180V179H213ZM216 180V179H215ZM217 180L215 181V182H217ZM224 180H226V179H224ZM223 180V182H225ZM229 180H231V179H229ZM244 180V179H243ZM247 180V179H246ZM264 179H262L261 181H263ZM12 181V180H11ZM93 181V180H92ZM97 181V182H98ZM101 181H103V180H100L99 181V183L101 182ZM118 181V180H117ZM135 181V180H134ZM151 181V180H150ZM156 181V180H155ZM164 181V180H163ZM162 181V183H164ZM167 181V180H166ZM222 181V180H221ZM236 181V180H235ZM238 181V180H237ZM30 182V181H29ZM45 182V181H44ZM43 182V183H44ZM48 182V181H47ZM47 182L46 183H44V184H46V185H48L47 184ZM52 182V181H51ZM71 182V181H70ZM96 182V181H95ZM105 182V181H104ZM107 182H109V181H107ZM122 183L124 182V181H121ZM121 182L119 183V184H121ZM154 182V181H153ZM168 183L170 182V181H167ZM177 182V181H176ZM179 182V181H178ZM183 182H184V180H183ZM186 182V181H185ZM192 182V181H191ZM194 182V181H193ZM195 182H196V180H195ZM200 182H202V179H201V181ZM222 182V183H223ZM249 182H248V185H249ZM258 184H257V183ZM264 182V181H263ZM114 183V182H113ZM117 183V182H116ZM136 183V182H135ZM134 182H133V184L132 185H134L135 184ZM138 183V182H137ZM144 183V182H143ZM173 183H174V181H173ZM180 183V182H179ZM199 183V182H198ZM214 183V182H213ZM20 184V183H19ZM19 184H17V185H19ZM27 184H29V183H26V185ZM67 185V183H63V186L64 185ZM71 184V183H70ZM70 184H68V185H70ZM91 185V182L90 183H88V185ZM96 184V183H95ZM95 184H94V186H95ZM119 184H117L118 185V189L120 188L119 186ZM147 184H149V182L147 183ZM160 184H161V181H160ZM172 184V183H171ZM200 184V183H199ZM208 184V183H207ZM217 184H218V182H217ZM226 184H227V182H226ZM225 184V185H226ZM229 184V183H228ZM230 184H232L231 182H230ZM239 184V183H238ZM241 184H242V182H241ZM261 184H263L264 185V183H261ZM21 185H24V183H22ZM56 185V184H55ZM74 185H75V183H74ZM72 186V184H71V186L73 187V188H77L78 186L77 185H75V186ZM81 185V184H80ZM83 185V184H82ZM97 185V184H96ZM102 185V187H104V184H101ZM101 185L99 186V187H101ZM136 185V184H135ZM138 185V184H137ZM136 185V186H137ZM144 185H145V183H144ZM154 185H155V183H154ZM166 185V184H165ZM178 185V184H177ZM194 185H195V183H194ZM208 185H210V184H208ZM208 185H207V187H208ZM235 185V184H234ZM243 185H244V183H243ZM242 185V186H243ZM8 186V185H7ZM31 185H29V187H30ZM38 186V185H37ZM62 186V187H63ZM106 186H108L109 187V185L107 184ZM110 186H114V185H112V184H110ZM123 186H124V184H123ZM126 186H128V185H126ZM125 186V187H126ZM135 186V187H136ZM169 186H170V184H169ZM185 186V185H184ZM201 186V185H200ZM199 186V187H200ZM212 186H214V184L212 185ZM246 186V185H245ZM245 186H244V189H246L245 188ZM250 186H249V188H250ZM12 187V186H11ZM15 187V186H14ZM13 187V188H14ZM66 187V186H65ZM80 187V186H79ZM86 187H88L87 185H86ZM97 187V186H96ZM96 187H94V188H96ZM142 187V186H141ZM150 187V186H149ZM156 187V186H155ZM154 187V188H155ZM168 187V186H167ZM172 187V186H171ZM170 187V188H171ZM174 187V186H173ZM177 187V186H176ZM175 187V188H176ZM181 187H182V185H181ZM197 186H195L194 187V189L196 188ZM206 187V188H207ZM215 187H216V185H215ZM217 187H219V184L217 185ZM226 187V186H225ZM224 187V188H225ZM227 187H229V186H227ZM239 187V186H238ZM248 187V186H247ZM262 187V186H261ZM20 188H22V187H19V189ZM33 188V187H32ZM38 188V187H37ZM90 188V187H89ZM93 188V187H92ZM98 188V187H97ZM116 188H117V186H116ZM123 187H121V189H122ZM138 188V187H137ZM136 188V189H137ZM146 188H147V186H146ZM146 188H145V186H144V189H145V191H146ZM159 188V187H158ZM165 188V187H164ZM185 188V187H184ZM203 188H204V183H203ZM205 188V189H206ZM211 188V187H210ZM223 188V187H222ZM243 188V187H242ZM248 188V189H249ZM6 189H8V188H6ZM61 189V188H60ZM71 189V188H70ZM70 189H68V191H69V193H70ZM81 189V188H80ZM91 189V188H90ZM125 188H123V190H124ZM132 189V188H131ZM131 189H129V191L131 190ZM166 189V188H165ZM169 189V188H168ZM190 189V188H189ZM213 189H215V188H213ZM221 189V188H220ZM220 189H218V190H220ZM229 189H230V187H229ZM232 189V188H231ZM234 189V188H233ZM237 189V188H236ZM247 189V190H248ZM252 189H253V187H252ZM256 190L257 189H259V188H255ZM262 189H263V187H262ZM30 190V189H29ZM51 190V189H50ZM62 190V189H61ZM75 190V189H74ZM73 190V191H74ZM78 190H79V188H78ZM101 190H102V188H101ZM133 190V189H132ZM135 190V189H134ZM134 190H133V192H134ZM150 190V189H149ZM176 190H178L177 188H176ZM192 190H193V188H192ZM208 190H209V188H208ZM211 190V189H210ZM9 191V190H8ZM11 191V190H10ZM33 192H34V190H32ZM49 191V190H48ZM68 191H64V192H67L68 193ZM72 191V190H71ZM72 191V192H73ZM83 192H85V190L83 189L82 190ZM81 190H79V192L80 193H83ZM104 191V190H103ZM115 190H114V188H113V192H114ZM145 191H143L144 193L143 194H146L147 192H145ZM155 191H157V189H155ZM154 191V192H155ZM163 191V190H162ZM171 191V190H170ZM179 191H180V189H179ZM195 191V190H194ZM206 191V190H205ZM221 191H223V189L221 190ZM228 191V190H227ZM233 191V190H232ZM18 191H16V193H17ZM26 192V191H25ZM41 192V191H40ZM43 192H45L44 190H43ZM42 192V193H43ZM46 192H47V190H46ZM60 192V191H59ZM75 192H77V190L75 191ZM93 192V191H92ZM92 192H87V194L88 193H92ZM96 192V191H95ZM94 192V193H95ZM99 192V191H98ZM98 192H96V193H98ZM116 192V191H115ZM126 192H128V190H126ZM136 192V191H135ZM150 192V191H149ZM199 192V191H198ZM202 192H203V190H202ZM211 192V191H210ZM217 192V191H216ZM219 192V191H218ZM225 192V191H224ZM250 192V191H249ZM253 192V191H252ZM15 193V194H16ZM42 193H40V194H42ZM53 193V192H52ZM61 193H63L62 191L59 193V194H61ZM105 193V192H104ZM117 193V192H116ZM123 193V191L121 192V194ZM137 193V192H136ZM160 193H161V191H160ZM189 193V192H188ZM209 193V192H208ZM222 193V192H221ZM233 193H235L234 191H233ZM255 193V192H254ZM5 194H7V193H5ZM12 194V193H11ZM56 194H58V193H56ZM64 194V193H63ZM75 194V193H74ZM85 194V193H84ZM106 194V193H105ZM135 194V193H134ZM159 194V193H158ZM167 194H169V193H167ZM180 194V193H179ZM185 194V193H184ZM219 194H220V192H219ZM219 194H217L216 193V195H218V196H220ZM228 194H229V192H228ZM231 194V193H230ZM249 194H251V192L249 193ZM257 194H258V190H257ZM260 194V193H259ZM263 194V193H262ZM261 194V195H262ZM8 195H9V193H8ZM53 195V194H52ZM68 195V194H67ZM72 196L71 197H73V194H71ZM77 195V194H76ZM83 195V194H82ZM110 194L108 193V196H109ZM114 195V194H113ZM124 195V194H123ZM126 195V194H125ZM128 195H130V192H129V194ZM132 195L133 194H131V197H132ZM138 196H139V194H137ZM149 195H152V194H149ZM155 195V194H154ZM153 195V196H154ZM181 195V194H180ZM197 195H200V193L198 194L197 193ZM215 195V194H214ZM233 195V194H232ZM231 195V196H232ZM235 195V194H234ZM237 195V194H236ZM246 195V194H245ZM252 195V194H251ZM54 196V195H53ZM53 196H51V197H53ZM64 196V195H63ZM69 196V195H68ZM89 197H90V195H88ZM92 196V195H91ZM95 195H93V197H94ZM107 196V197H108ZM112 196V195H111ZM117 196V195H116ZM140 196H141V194H140ZM159 196V195H158ZM179 196V195H178ZM193 196V195H192ZM203 196V195H202ZM208 196V195H207ZM206 196V197H207ZM210 196V195H209ZM208 196V197H209ZM212 196V195H211ZM217 196V197H218ZM247 196V195H246ZM259 195H257V197H258ZM15 197V196H14ZM43 197V196H42ZM70 197V199H72ZM80 197V196H79ZM98 197V196H97ZM101 197V199H102V196H100ZM118 197V196H117ZM142 197H144V196H142ZM173 197V196H172ZM175 197V196H174ZM173 197V198H174ZM187 197H189V196H187ZM200 197V196H199ZM236 197V196H235ZM243 197V196H242ZM247 197H249V196H247ZM9 198V197H8ZM63 198H65V196L63 197ZM63 198H60L59 197V200L58 201H60V203H61V200L60 199H63ZM66 198H68L67 196H66ZM75 198H77V196H75ZM92 198V197H91ZM90 198V199H91ZM120 198H122V196H120ZM128 198V197H127ZM133 198V197H132ZM138 198V197H137ZM140 198V197H139ZM150 198V197H149ZM172 198V199H173ZM177 198V197H176ZM194 198V197H193ZM210 198H212V197H210ZM225 198V197H224ZM234 198V197H233ZM232 198V199H233ZM238 198V197H237ZM236 198V199H237ZM256 198V197H255ZM261 198V197H260ZM263 198V197H262ZM39 199H42V198H39ZM57 199V198H56ZM56 199H54V200H56ZM78 199V198H77ZM80 199V198H79ZM81 199H82V197H81ZM93 199V198H92ZM91 199V200H92ZM118 199V198H117ZM125 199V198H124ZM130 199V198H129ZM146 199V198H145ZM151 199V198H150ZM149 199V200H150ZM188 199V198H187ZM214 199H218V198H214ZM221 199V198H220ZM235 199V200H236ZM246 199V198H245ZM248 199V198H247ZM252 199H254V198H252ZM11 200H12V198H11ZM16 200V199H15ZM67 200H69V199H67ZM90 200V201H91ZM126 200V199H125ZM142 200H143V198H142ZM178 200V199H177ZM181 200V199H180ZM180 200H178V201H180ZM190 200V199H189ZM200 200H202V199H200ZM207 200V199H206ZM215 200V201H216ZM242 199H240V201H241ZM244 200V199H243ZM256 200V199H255ZM10 202V201H8V200H6L5 199V202ZM35 201H37V200H35ZM62 201H64V200H62ZM70 201H72V200H70ZM84 201H85V199H84ZM123 201V200H122ZM127 201V200H126ZM144 201V200H143ZM194 201H195V199H194ZM203 201H205V198H204V200ZM233 201H234V199H233ZM237 201H239V199L237 200ZM239 201V202H240ZM7 202L5 203V204H7ZM37 202H39V201H37ZM43 202V201H42ZM51 203H53V201H50ZM66 202L67 201H65V204H66ZM73 202H75V200L73 201ZM129 202V201H128ZM154 202V201H153ZM167 202V201H166ZM185 202V201H184ZM187 202H188V200H187ZM198 202V201H197ZM208 202H209V200H208ZM218 202H220V201H218ZM225 202H228V198H227V201L225 200ZM247 202V201H246ZM250 202V201H249ZM263 202V201H262ZM41 203V202H40ZM54 203H56V202H54ZM76 203V202H75ZM75 203H73V205L75 204ZM80 203V202H79ZM148 204H149V202H147ZM186 203V202H185ZM196 203V202H195ZM221 203V202H220ZM234 204H235V201L233 202ZM244 203V202H243ZM242 203V204H243ZM14 204H16V202L14 203ZM14 204H13V206H14ZM34 204V203H33ZM50 204V203H49ZM57 204V203H56ZM70 204V203H69ZM72 204V203H71ZM86 204V203H85ZM135 204H137V203H135ZM142 204H143V202H142ZM148 204H146V205H148ZM181 204V203H180ZM206 204V203H205ZM208 204V203H207ZM216 204V203H215ZM228 204V203H227ZM231 204V203H230ZM256 204V203H255ZM24 205V204H23ZM22 205V206H23ZM35 205V204H34ZM45 205V204H44ZM47 205V204H46ZM54 205V204H53ZM58 205V204H57ZM72 205V206H73ZM83 205V204H82ZM82 205H80V206H82ZM93 205V204H92ZM128 205V204H127ZM138 205H140V204H138ZM187 205V204H186ZM189 205V204H188ZM187 205V206H188ZM193 205H194V203H193ZM193 205H192V209H193ZM198 205H200V204H198ZM201 205H202V203H201ZM240 205V204H239ZM252 205H254V204H252ZM259 205V204H258ZM264 205V204H263ZM2 206V205H1ZM6 206V205H5ZM17 206V205H16ZM36 206V205H35ZM56 206V205H55ZM59 206H60V204H59ZM58 206V207H59ZM66 206H68V205H66ZM71 206V207H72ZM79 206V205H78ZM85 207L86 206H89V205H84ZM91 206V205H90ZM131 206V205H130ZM177 206V205H176ZM183 206V205H182ZM195 206V205H194ZM209 206V205H208ZM212 206V205H211ZM221 206V205H220ZM229 206V205H228ZM230 206H232V205H230ZM229 206V207H230ZM257 206V205H256ZM255 206V207H256ZM262 206V205H261ZM11 207H12V204H11ZM10 207V208H11ZM45 207H47V206H45ZM64 207H65V205H64ZM77 207V206H76ZM134 207V206H133ZM146 207V206H145ZM178 207H179V205H178ZM205 207V206H204ZM239 207V206H238ZM243 207V206H242ZM242 207H239V208H242ZM246 206H244V208H245ZM258 207V206H257ZM256 207V208H257ZM40 208V207H39ZM48 208H50V206L48 207ZM52 208V207H51ZM67 208V207H66ZM74 208V207H73ZM72 208V209H73ZM82 208H84L83 206H82ZM82 208H81V210H82ZM126 208V207H125ZM135 208H136V206H135ZM138 208H139V206H138ZM149 208L151 209V207H150V204H149ZM181 208V207H180ZM188 208V207H187ZM195 208V207H194ZM197 208V207H196ZM202 208V207H201ZM206 208V207H205ZM205 208H203V209H205ZM237 207H235V209H236ZM238 208V209H239ZM259 208L261 209V207L259 206ZM38 209V208H37ZM41 209V208H40ZM47 209V208H46ZM55 209V208H54ZM65 209V208H64ZM71 209V208H70ZM76 209V208H75ZM89 209H91V208H89ZM149 209V210H150ZM211 209V208H210ZM214 209V208H213ZM223 209H225V208H223ZM238 209H237V211H238ZM247 209V208H246ZM258 209V208H257ZM3 210V209H2ZM49 210V209H48ZM69 210V209H68ZM185 210V209H184ZM196 210V209H195ZM201 210V209H200ZM208 210V209H207ZM217 210V209H216ZM226 210V209H225ZM252 210V209H251ZM26 211H28V210H26ZM55 211H56V209H55ZM62 211H63V209H62ZM73 211V210H72ZM91 211V210H90ZM90 211H88V212H90ZM199 210H197L196 211V213L198 212ZM203 211V210H202ZM206 211V210H205ZM210 211V210H209ZM214 211V210H213ZM237 211H235V212H237ZM240 211V210H239ZM247 211V210H246ZM254 211V210H253ZM262 211H263V209H262ZM31 212V211H30ZM52 212V211H51ZM87 211H85L84 213H86ZM92 212V211H91ZM187 212V211H186ZM192 212V211H191ZM221 212V211H220ZM235 212H233V213H235ZM241 213H242V211H240ZM243 212H245L244 210H243ZM251 212V211H250ZM249 212V213H250ZM255 212V211H254ZM257 212H259V210H257ZM29 213V212H28ZM50 213V212H49ZM67 213H69V212H67ZM66 213V214H67ZM71 213V212H70ZM83 213V214H84ZM208 213V212H207ZM209 213H211V212H209ZM218 213V212H217ZM226 213V212H225ZM228 213H230V212H228ZM239 213V212H238ZM247 213V212H246ZM245 213V214H246ZM252 213V212H251ZM260 213V212H259ZM1 214V213H0ZM11 214H12V216L14 217V220L16 221V220H19L20 218H17V217H22V215H24L25 213L24 212H16V211H11ZM48 214V213H47ZM90 214V213H89ZM206 214V213H205ZM204 214V215H205ZM212 214V213H211ZM214 214V213H213ZM213 214H212V216H213ZM227 214V213H226ZM257 214V213H256ZM260 214H262V213H260ZM54 215V214H53ZM70 215V214H69ZM85 215H88V214H85ZM200 215V214H199ZM234 215V214H233ZM236 215H237V213H236ZM243 215H244V213H243ZM242 215V216H243ZM248 215V214H247ZM264 215V214H263ZM1 216V215H0ZM49 216V215H48ZM50 216H51V214H50ZM49 216V217H50ZM67 216V215H66ZM84 216V215H83ZM214 216H216V215H214ZM213 216V217H214ZM224 216V215H223ZM228 215H226L225 217H227ZM229 216H232L231 214L229 215ZM238 216H239V214H238ZM237 216V217H238ZM249 216V215H248ZM248 216H246V217H248ZM254 216V215H253ZM252 216V217H253ZM9 217V216H8ZM41 217V216H40ZM70 217H72V216H70ZM78 217V216H77ZM210 216H208V218H209ZM220 217H222V216H220ZM260 217V216H259ZM262 217V216H261ZM6 218V217H5ZM23 218V217H22ZM51 218V217H50ZM102 218H104V217H102ZM201 218V217H200ZM211 218V217H210ZM218 218V217H217ZM224 218V217H223ZM230 218V217H229ZM9 219H11V218H9ZM65 219V218H64ZM122 219V218H121ZM120 219V220H121ZM132 219V218H131ZM213 220H214V218H212ZM216 219V218H215ZM220 219V218H219ZM219 219H217V220H219ZM240 219V218H239ZM257 218L255 217V220H256ZM261 219V218H260ZM5 220V221H4ZM14 220H13V222H14ZM29 220H31V219H29ZM34 220V219H33ZM49 220V219H48ZM119 220V219H118ZM197 220V219H196ZM203 220V219H202ZM201 220V221H202ZM206 220V219H205ZM216 220V221H217ZM221 220V219H220ZM223 220H225V219H223ZM238 219H236V221H237ZM3 221L4 222H6V219H3ZM23 221V220H22ZM27 221V220H26ZM108 221V220H107ZM126 221H128V220H126ZM204 221V220H203ZM202 221V222H203ZM207 221V220H206ZM212 221V220H211ZM210 221V222H211ZM229 221H231L230 219H229ZM235 221V224H237V222ZM39 222V221H38ZM48 222V221H47ZM52 223H53V221H51ZM50 222V223H51ZM54 222H57V221H54ZM59 222H60V220H59ZM124 223H125V221H123ZM234 222V221H233ZM240 222H243V221H240ZM239 221H238V223H240ZM246 222H248V221H246ZM250 222V221H249ZM7 223H9V220H8V222ZM11 223V222H10ZM49 223V224H50ZM196 223H198V222H196ZM208 223V222H207ZM206 223V224H207ZM214 223V222H213ZM221 224H222V222H220ZM224 223V222H223ZM227 223V222H226ZM4 224H6V223H4ZM45 224V223H44ZM58 224H60V223H58ZM84 224V223H83ZM91 224V223H90ZM110 224V223H109ZM218 224V223H217ZM216 224V225H217ZM234 224V223H233ZM241 224V223H240ZM243 224V223H242ZM245 224V223H244ZM3 225V224H2ZM56 225V224H55ZM87 225H89V224H87ZM132 225V224H131ZM197 225V224H196ZM201 225H203V224H201ZM200 224H199V227L201 226ZM205 225V224H204ZM237 225H239V224H237ZM246 225V224H245ZM248 225V224H247ZM46 226V225H45ZM62 226V225H61ZM263 226V225H262ZM48 227V226H47ZM138 227V226H137ZM202 227V226H201ZM209 228L210 226L208 225V227L207 226H204V228ZM216 227V226H215ZM227 227V226H226ZM225 227V228H226ZM236 227H239V226H236ZM248 227V226H247ZM36 228V227H35ZM38 228V227H37ZM40 228V227H39ZM95 228V227H94ZM144 228V227H143ZM143 228H142V230H143ZM213 228V227H212ZM228 228V227H227ZM235 228V227H234ZM254 228H256V227H254ZM4 229H5V225H4ZM26 229V228H25ZM29 229V228H28ZM57 229V228H56ZM60 229V228H59ZM137 229H139V227L137 228ZM160 229V228H159ZM201 229V228H200ZM203 229V228H202ZM217 229V228H216ZM221 229V228H220ZM246 229V228H245ZM251 229H253V228H251ZM2 230V229H1ZM30 230V229H29ZM32 230V229H31ZM55 230V229H54ZM94 230V229H93ZM96 230V229H95ZM102 230H103V228H102ZM151 230V229H150ZM149 230V231H150ZM158 230V227H156V231ZM196 230V229H195ZM198 230V229H197ZM215 230V229H214ZM222 230H223V228H222ZM225 230V229H224ZM227 230H229V229H227ZM235 231H236V229H234ZM234 230H231L232 232L234 231ZM240 230H243V229H240ZM239 229L237 230V232L238 231H240ZM257 231H258V229H256ZM260 230H262V229H260ZM17 231V230H16ZM15 231V229H14V232H16ZM20 230H18V232H19ZM34 231V230H33ZM56 231V230H55ZM61 232H62V229L60 230ZM89 231V230H88ZM139 231V230H138ZM145 231V230H144ZM152 231H154V232H156L155 230H153L152 229ZM201 231V230H200ZM209 231V230H208ZM212 230H210V232H211ZM216 231V230H215ZM230 231V232H231ZM253 231H254V229H253ZM58 232V231H57ZM56 232V233H57ZM60 232V233H61ZM134 232V231H133ZM140 232H141V230H140ZM199 232V231H198ZM209 232V233H210ZM222 232V231H221ZM224 232V231H223ZM228 232V231H227ZM17 233V232H16ZM93 232H91V234H92ZM95 233V232H94ZM93 233V234H94ZM101 233H103V232H101ZM113 233V232H112ZM136 233V232H135ZM197 233V232H196ZM201 233V232H200ZM202 233H204V231L202 232ZM226 233V232H225ZM248 232H246L245 234H247ZM260 233H262V232H260ZM13 228H6L5 230H3L2 231V233H1V236L3 235V236H5L4 238H6V240L5 241H3L2 243H0V248H5L6 246L8 247V244H7V240L8 239H12V241L14 240L15 242H16V240H15V238L16 237H13ZM63 234V233H62ZM86 234V233H85ZM99 234V233H98ZM142 234V233H141ZM148 234V233H147ZM153 235H157V234H155V233H152ZM207 234V233H206ZM222 234V233H221ZM221 234H219L220 236H221ZM234 234V233H233ZM236 234V233H235ZM234 234V235H235ZM244 234V233H243ZM242 233H241V235H243ZM8 235H10V236H8ZM59 235V234H58ZM61 235V234H60ZM59 235V236H60ZM64 235V234H63ZM123 235V234H122ZM134 235V234H133ZM140 234H138V236H139ZM144 235V234H143ZM150 235V234H149ZM152 235V236H153ZM196 235V234H195ZM197 235H199V233L197 234ZM214 235H215V233H214ZM225 235H227V233L225 234ZM240 235V234H239ZM256 236H257V233L255 234ZM262 235V234H261ZM67 236V235H66ZM109 236V235H108ZM121 236V235H120ZM128 236V235H127ZM206 236V235H205ZM218 236V235H217ZM216 236V237H217ZM228 236H230V235H227V237ZM248 236H249V234H248ZM256 236H254L253 235V237H255V239H256ZM58 237V236H57ZM75 237H77V236H75ZM83 237V236H82ZM105 237V236H104ZM149 237V236H148ZM157 237V236H156ZM200 237V236H199ZM198 237V238H199ZM202 237H204V236H202ZM212 237V236H211ZM226 236L224 237V238H227ZM237 237V236H236ZM241 237V236H240ZM244 237V236H243ZM247 237V236H246ZM245 237V238H246ZM251 237V236H250ZM260 237V236H259ZM259 237H257V238H259ZM14 238V239H13ZM68 238V237H67ZM71 238V237H70ZM81 238V237H80ZM84 238V237H83ZM138 238V237H137ZM194 238V237H193ZM233 237H231V239H232ZM247 238H249V237H247ZM261 238H262V236H261ZM264 238V237H263ZM20 238H18V240H19ZM21 239H23V238H21ZM50 239V238H49ZM55 239V238H54ZM141 239V238H140ZM148 239V238H147ZM155 239V238H154ZM203 239V238H202ZM201 239V240H202ZM207 239H209V238H207ZM230 239V240H231ZM235 239V238H234ZM238 239V238H237ZM9 240V241H10ZM48 240V239H47ZM64 240V239H63ZM66 240V239H65ZM71 240H73V239H71ZM74 240H77L76 238L74 239ZM114 240H115V238H114ZM142 240V239H141ZM159 240V238L158 239H156V241L155 242H157ZM210 240H212V238L210 239ZM243 240V239H242ZM245 240V239H244ZM257 240V239H256ZM259 240V239H258ZM11 241V245H9V247L10 246H12V244H13V242ZM67 241V240H66ZM69 241V240H68ZM140 241V240H139ZM194 241V240H193ZM198 241V240H197ZM226 241V240H225ZM236 241H238V240H236ZM241 241V240H240ZM255 241V240H254ZM21 242V241H20ZM50 242V241H49ZM228 242H229V240H228ZM233 242V241H232ZM44 243V242H43ZM42 243V244H43ZM89 243V242H88ZM134 243V242H133ZM148 243V242H147ZM151 243V242H150ZM153 243V242H152ZM151 243V244H152ZM244 243V242H243ZM242 243V244H243ZM252 243H254V242H252ZM28 244V243H27ZM45 244V243H44ZM43 244V245H44ZM62 244V243H61ZM81 244V243H80ZM227 244V243H226ZM244 244H247V243H244ZM14 245V244H13ZM16 245H17V242H16ZM21 245V244H20ZM57 245V244H56ZM55 245V246H56ZM79 245V244H78ZM85 245V244H84ZM88 245V244H87ZM150 245V244H149ZM208 245V244H207ZM235 245V244H234ZM234 245H233V247H234ZM254 245V244H253ZM49 246V245H48ZM58 246V245H57ZM64 246V245H63ZM81 246V245H80ZM151 247L153 246V245H150ZM195 246V245H194ZM200 246H201V244H200ZM203 246V245H202ZM201 246V247H202ZM230 246V245H229ZM238 246V245H237ZM6 247V248H7ZM14 247V246H13ZM20 247V246H19ZM18 247V248H19ZM22 247V246H21ZM32 247V246H31ZM41 247V246H40ZM45 247V246H44ZM59 247H61L62 248V245H60ZM77 247V246H76ZM75 247V248H76ZM84 247V246H83ZM83 247H82V250H83ZM149 247V246H148ZM151 247H150V249H151ZM232 247V246H231ZM12 248V247H11ZM28 248V247H27ZM68 248V247H67ZM70 248V247H69ZM72 248V247H71ZM235 248V247H234ZM15 249V247L13 248V250ZM16 249H17V247H16ZM37 249H39V248H37ZM149 249V248H148ZM236 249H238V248H236ZM241 249V248H240ZM19 250V249H18ZM21 250V249H20ZM29 250V249H28ZM27 250V251H28ZM41 250V249H40ZM61 250V249H60ZM63 250V249H62ZM79 251V252H83V251ZM260 250V249H259ZM36 251H38V250H36ZM43 251V250H42ZM54 251H55V249H54ZM53 251V252H54ZM58 251V250H57ZM72 251H74V250H72ZM71 251V252H72ZM138 251V250H137ZM144 251V250H143ZM151 251V250H150ZM255 251H257V250H255ZM24 252H25V249H24ZM49 252V251H48ZM69 252V251H68ZM78 252V253H79ZM87 252V251H86ZM142 252V251H141ZM152 252V251H151ZM261 252V251H260ZM8 253H10V252H8ZM19 253V252H18ZM17 253V254H18ZM26 253V252H25ZM35 253V252H34ZM33 252H32V254H34ZM52 253V252H51ZM134 253V252H133ZM143 253V252H142ZM147 253H149V252H147ZM153 253V252H152ZM151 253V254H152ZM240 253V252H239ZM242 254H243V252H241ZM248 253V252H247ZM247 253H245V256H246V254ZM21 254V253H20ZM22 254H23V252H22ZM30 254V253H29ZM46 255V253H43V255ZM72 254V253H71ZM153 254H155L156 255V253H153ZM152 254V255H153ZM249 254V253H248ZM256 254V253H255ZM260 254V253H259ZM11 255V254H10ZM26 255V254H25ZM131 255V254H130ZM149 254H147V256H148ZM2 256V255H1ZM0 256V257H1ZM9 256V255H8ZM29 256V255H28ZM76 256V255H75ZM150 256V255H149ZM157 256V255H156ZM155 256V257H156ZM263 256V255H262ZM4 257V256H3ZM36 257V256H35ZM38 257V256H37ZM36 257V258H37ZM40 257V256H39ZM133 257V256H132ZM152 257V256H151ZM154 257V256H153ZM152 257V258H153ZM160 257V256H159ZM158 257V258H159ZM22 258V257H21ZM50 258V257H49ZM48 257H46V259H45V261L46 260H48L49 259ZM52 258V257H51ZM56 258V257H55ZM113 258V257H112ZM157 258V257H156ZM247 258V257H246ZM249 258V257H248ZM41 260H43L42 259V257L40 258ZM66 258H64V260H65ZM129 259V258H128ZM147 259H149V258H147ZM155 259V258H154ZM162 259V258H161ZM18 260H20V259H18ZM27 260V259H26ZM32 260V259H31ZM56 260V259H55ZM131 260V259H130ZM153 260V259H152ZM156 260V259H155ZM247 260V259H246ZM251 260V259H250ZM253 260V259H252ZM50 261V260H49ZM133 261H135V260H133ZM146 261V260H145ZM145 261H143V263L145 264ZM28 262V261H27ZM37 262V261H36ZM64 262V261H63ZM66 262V261H65ZM87 262H89V261H87ZM156 262H157V260H156ZM162 262V261H161ZM188 261H186V263H187ZM38 263V262H37ZM36 263V264H37ZM51 264L53 263V260H52V262H50ZM55 263V262H54ZM81 263V262H80ZM106 263V262H105ZM147 263V262H146ZM149 263H151V262H149ZM153 264H155L154 263V260H153V262H152ZM160 263V262H159ZM182 263H185V262H181V264ZM12 264H14V263H12ZM17 264V263H16ZM18 264H21V263H18ZM44 264H46V263H44ZM64 264V263H63ZM82 264V263H81ZM134 264V263H133ZM157 264V263H156ZM179 264H180V262H179Z\"/></svg>", "mask_w": 264, "mask_h": 264}, {"label": "built area", "instance_id": "obj_3", "mask_svg": "<svg viewBox=\"0 0 264 264\" xmlns=\"http://www.w3.org/2000/svg\"><path fill=\"white\" fill-rule=\"evenodd\" d=\"M196 55H199V49L191 47V48H188L185 52L181 53L179 55V58L183 60L184 64L187 67H190L192 64V62L190 64V59L192 60V58H194Z\"/></svg>", "mask_w": 264, "mask_h": 264}]
</instances>
